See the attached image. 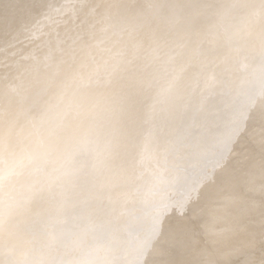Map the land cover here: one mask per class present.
Here are the masks:
<instances>
[{"label": "bare ground", "instance_id": "1", "mask_svg": "<svg viewBox=\"0 0 264 264\" xmlns=\"http://www.w3.org/2000/svg\"><path fill=\"white\" fill-rule=\"evenodd\" d=\"M226 1L229 2L230 0H0V76L2 75L1 73L3 71H12V69H14L16 67L17 59L22 56V57L27 58V60L19 68L20 69L19 71L22 72L25 70H31L32 68H35V67L37 68L38 66H41L42 68H44V69H42V72L38 73V76H40V73L43 76H45V78L43 80H41V83H40L42 85V87L44 88L45 84H47V81H48V80H46L47 72H50V69L52 70L56 65H57L56 68H58L59 63L57 62L54 65L49 63L48 57H50V55L55 52L60 39L64 38L68 42V43L66 42V44H68V48L66 47L65 52L68 53L69 55H72L74 53L73 51L76 48H81V49L83 48V50L81 52L76 54L77 58L75 61H73L74 64L69 63L66 65L67 73H71L72 80L74 79V89L71 91V93L63 96L62 98L53 99V100H50V98L48 97V94L50 92H47L46 94H43L42 96H40V94H38V93L33 94L30 97H28V99H26V104L28 106H30V103L33 102L34 99H38L41 97L39 106L43 109L36 111L33 108V109H31V112L29 111V113L26 114L27 109H25L26 108V105H25V107H22L20 109L21 113H19V116H16L14 113H11L9 111L8 113L5 114V116L0 117V142H1V137H2L3 131L6 130L10 126V122H13L12 121L13 119L22 118V119H27V120L29 119L30 121H33L35 119H39L41 122H44L46 120H48V121L50 120V123H48L46 125H42V127L40 128V131H39V136L37 135L35 137H32L30 140H27L26 142H20V143L17 142L13 145L8 146L5 150L0 152V264H24L23 262H25V257H26V256H24V255H26L24 251L26 248L28 249L29 246L31 248L32 247L31 245H33V248H34V246H38L36 248V250H38L39 246H40V248L44 247V248H48V249H50L52 247H58L59 248L60 246H62V248H63V246L65 247V245L68 246V244H67L68 242H70L69 246L75 245V247H76V241H78L77 242L78 245L80 244L79 241H81V238H83V240L85 241L87 235L85 236V238L83 235L81 237L79 236L80 235L79 233L80 232L82 233L83 231H85V229H87V230L92 229L94 232L97 233V235H100V234L102 235L103 232L106 234L107 233L114 234L115 230L119 231L121 228H125V230H128L126 233L129 232V234L131 236L133 235V237H134V235H135V237L138 235V234H136V231L138 233H140V231H139L140 229L138 227L139 225L137 226L138 230H137V227L136 228L133 227V225H134L133 223H132L133 228H131V222L134 219V218L132 219V216H134V215L131 213H135V218H136V215L138 216L139 213L146 212L147 210L145 211L144 210L145 207H142V208H144L143 211H141L142 209L139 208L141 212L138 213V210H137V213H136L134 211V209H135L134 207L137 206L136 202H138V201L134 202V200H132V202H134L135 205H134V207L132 205V208H134V209H132L133 212L130 213L132 215V216L130 215L131 220L128 217L129 214L127 217H125L127 219H125V218L123 219L122 216L124 217V212L128 213L129 208L131 210V207L128 206V203L125 200L127 197H131V198H127V200L128 199L131 200L135 196L137 199V194H139L140 197L142 195V198H144L147 195V193H149V191L151 190V186L153 185V184L149 185L150 182H148V179H150L151 176L154 177V174L157 173L158 171H160V167L162 164H164V165H162L163 167H165L166 164L161 162V160H162L161 158H159L158 161L156 159V163L153 164L152 168H151V173H150L151 176L147 177L148 179L147 178L144 179V180H147V182L143 181V184L141 183L142 184L141 186H140V183H137V185L129 183V180L131 179V175H133V173L132 174L130 173L131 175L128 174L130 177L127 176L128 178H126V180H124L123 182L116 184V185L112 184L115 181L114 178L118 179V176H120L122 168H120L121 171H120V174L118 176H117V174L112 172L114 175H116L117 178L114 177L113 179L110 180V179H106V178H108V177H106L104 179V178H102L101 175L104 174L103 173L104 171H106V169H107L106 166L110 167V165H107L110 162L114 163L113 164L114 166H115L116 162H118L119 164H121L123 166L126 165L124 163L123 164L120 163V160L118 161V159H120L121 153L123 151H124L123 154L125 153V151L126 152L128 151V149H127L128 145L133 147L134 144H131L132 142H130V144L129 143L126 144L127 146L125 145L126 146L125 150H123L125 148L123 145V146H121L123 151L120 152V150H121L120 148H119V151H117V149H116L117 146L118 145L120 146L122 144V142H125V141H122L121 144H118V143H120L118 140L120 139V141H121V138L123 139V136H124L123 140L127 139L130 141V139H132L133 135H134V137L137 139L138 143H139L140 138H142L141 142H143V143H141V144H143L142 146L146 147V148H144V150L142 149L143 151H141L139 149H141L140 147H142V146H140V144H139L138 146H140V147L137 149L138 151L136 150L137 153L135 152V150H132V149H135L137 145H135V147L131 148V150H132V151H130L131 154L134 151V153H133L134 156L132 155L134 158H133V160L131 159V161L132 162L135 161V163L133 164V163L129 162L128 164L131 163V164H133L134 167H136V165H138L137 163L142 164L144 159H146V157H145L146 152H144L145 150L147 151V149H150V148H152V151L155 149L157 151L163 150L164 148L166 150H169L170 145H168V144L169 143L172 144V141L174 142V140H176V138H179L178 134L180 133V131L178 129H179V127H181L183 125L181 123L184 122V124H185V121H187L188 119L193 120L195 117H196V119H194V120L197 121V119L200 118V116L202 114L200 112H203V110H204L203 113H205V112L207 113L208 109L206 110L205 105L203 104L204 103L203 101L205 100V99H203V98H205L204 96L203 97L200 96V97H202V99H203L201 101L203 102L202 105H204L205 109L198 112L197 115L194 113L195 111H199V109L201 110V108H202L201 104H200L201 107L198 104V106L200 108L197 107V103L201 99L199 97L200 93L197 94L198 97L196 96L199 101H197L196 97H194V101L195 102L197 101L196 104H193L190 101V99L192 100V98L189 99V97H187V100L184 98V97L190 95V94L185 93V91H186L185 89L188 88L187 89L188 91H186V92H189V88L191 89V87H193L192 89H194V86H192V85L190 86L189 84L196 85V83L192 82L194 80H189V81H191L190 83L187 80L188 73H189V75L190 74L192 76L194 75L191 70L196 69L195 71L199 72V75H201V77L203 78L202 79L199 76V78L202 79L201 82L205 79L210 80V77L213 74V72L219 70L218 65L221 64L220 67H222L224 65V63L222 64V62L220 64H218V62L216 63L215 60H214L215 61L214 62L213 59L219 60V62L227 59V61L229 60V62H226V61H224V62H225V64L228 63V65L226 64L227 66H223L222 67L223 69L220 68L221 71L222 70H223V72L226 71V74H227V71L229 70L228 72L231 71L230 73H228L229 75H231L233 72L235 74V76H237L236 79H238L240 77L239 78L240 81H241V78H243L244 76L248 77L249 79L252 78V79H250L249 82L252 81V83H253V81H254L253 86L255 85L254 88H253V86L252 87L248 86L247 88H245L247 86V85L244 86L245 83H242V81H241L240 82L241 84H240L238 82V84H240L239 86L244 84L243 85L244 88L241 86V88H243L244 92L248 91L249 93H251L252 100L253 101L255 100L253 103L256 106H252V103L250 106H248L249 102L247 103V101H245L247 103V105L244 104V102L242 104L241 103L242 101L239 100L240 106L238 107V110L241 108V105H242V108L239 110L240 112L237 111V108H236L237 107L236 104H238L239 101L235 104L236 107L235 106L231 107L229 105L233 109V111H235L234 108H236V111L234 113L243 112L241 114H244V112H245V115H246L247 112L248 113L250 112L249 109L247 108V106L251 107L253 109V107H255V108L259 107L260 108L264 104V29H262V23L264 22V4L259 3L256 0H247L248 1V2L246 1L247 4L243 3V5H246V7H244L243 5L242 6L244 8L241 7L242 9H245L243 11L244 12L243 13L244 14L243 19H241L242 14L240 17L238 14H240L239 12H241L242 10H240L239 12H236V14L238 13L237 14L238 18L236 17L235 13L229 14V10H231L232 8L230 5H227V7L225 6L227 4ZM233 1H235V0H232V2ZM237 1H235L236 5H234V2H233L232 7L236 8L238 6L237 3H239V1L238 2ZM240 3H242V1ZM229 6H230V9L228 8ZM240 6L241 5H239V7ZM220 10L221 11L224 10V11L220 12L222 14H223V12L225 13V16H224V14L222 15V16H224V19L226 18V16H229V18L227 17L228 18L227 20H229V22H230L231 17L233 18L234 15H235V19H233V21L241 19L240 20L241 23H240V21L237 23L238 27H236V24H235V28H237L236 32L238 34L237 37H239V38H241V35H244L246 33V35H244V36H246V39H245V41H242L244 43V48H246V50H242V51L240 50L243 48V46H238L239 43H242V42H240L241 40L238 39L239 41H238L237 48L239 47L238 48L239 52L244 51L243 53L245 55L243 53L241 54V53L237 52L235 47L233 48L230 46L231 50L235 49L234 51H236V52L233 51V54L234 53L235 54L232 56V53L229 49V52L231 54L229 52H227L228 54L227 53L226 54L228 55V57L229 56L230 57L232 56V57L229 59H228V57H226L227 55L224 53L225 51L223 49L227 50L226 48H228V46H226V45H229V43H230L229 40H231V42L233 41L231 38L235 39L234 35L236 34V32L234 30H232L235 32V34H231L232 31H230V34L226 33V32H229L226 29V28L229 29V27H227V26H229L228 25L229 22L225 21L224 23H226V24L228 23V24L227 25L225 24L226 26L224 25L223 27L227 31L225 32L226 36L222 35L223 36L222 38H224V39L226 38L227 42L229 41V43L228 44H222L221 43L223 45V47L225 45L226 48L221 47V49L218 48L217 51L222 50L226 56L222 52L221 53L223 54V56L220 55L221 53L219 52V55L222 56V58H221L222 60H221L219 58V56H218V58H219L218 59V58H216V56L214 58V57H212V55H209L211 57V58L209 57L210 60H212V62H210L209 64L211 65L214 62L212 65L213 66L215 65L218 67V69L215 67L217 69V70H215L214 67L212 66V68L215 71L212 69L213 72L212 73L210 72L211 74H209L210 70L207 69V68H209L208 67L209 65L207 66L205 64V63L208 64L207 61H209V59H207V61L204 63L203 58L200 57L199 62L201 63V59H202L203 60L202 63H204V65L198 64V63L192 64L193 61H191L189 59V57L192 55L193 59H194V56L196 58V56L198 55V54H194L196 51L199 52V55H200V53H202V56H203V54H205L207 57V55H208L207 50H209V48L207 45L206 46L202 45L201 41L203 39L202 38L203 35H201V34L202 33L205 34L207 31L206 28H208L209 26H211L210 29L213 28L215 31L216 28L214 26H212L213 20H214L213 18H215L214 21H216V22H214L215 26H216V24L218 25L219 23H223V21H224L223 17H221V18H220V16L214 17L215 14ZM236 10H237V8H236ZM230 12H233V11H230ZM220 13L218 12V15ZM231 14H233V15H231ZM230 15H231V17H230ZM216 19L219 21V23L217 22ZM221 19H223V20H221ZM232 24L234 25V22L230 24L231 25L230 28L234 29V28H232ZM222 25L223 24H221V25L219 24V27ZM219 27L217 28V30L220 32V35H221V33H224V30H223V27H222V29H221V27L220 28ZM249 27H251V29H249ZM219 29H221V31ZM204 30H205V33H204ZM211 30H209V28H208L207 32H209ZM116 31L121 34L120 37H118L117 39H116V37L114 38V36H113V38H109ZM214 31L212 33L211 32L210 33L214 34L215 33ZM218 31H216V32H218ZM93 32L96 33V38H94V40H93L94 42L90 43L84 47H81V45H82L81 41L83 40V37H85L86 35L93 33ZM219 32L217 34H214V35H217L216 36L217 38L219 37L218 36ZM210 33L209 34L206 33V35H204V36L209 35L208 37H210V35H211ZM232 35H233V37H231V38L228 37V39H229L228 40L227 36H232ZM28 37H33V43L31 45L25 46L23 44H20V42L22 40H24ZM216 37L214 36V38H216ZM102 38L110 39L109 42L111 43V49L107 50L103 53L98 54L103 49V46L101 44H99V42H98L99 39H102ZM165 38H166V41L168 39V42L165 41ZM169 39H171L172 41ZM197 39H198V41H197ZM200 39H201V41H200ZM220 39L221 38H219L217 40L219 41ZM160 40L162 42L165 41L166 45H167V43H170V42L174 43V44L170 43V47H171V45L172 46L175 45L174 47H176V48L171 47L174 49L173 50L170 49V50L174 52V50L176 49L177 53H175V54L172 53L169 49H167L168 47H165V50L167 49L165 51L164 47L163 48L160 47L162 45H165V43L162 44V42ZM212 40L210 39V41H212ZM217 40L214 39V43L212 42L214 49H215V44H219V42L223 41V40H220L219 42H217ZM157 41H158V43L161 42V45L157 44L156 43ZM203 41H207V39L203 40ZM215 42H217V43H215ZM225 42L226 41L224 40V43ZM153 43L154 44L156 43L157 46L158 45L159 46L156 47V45H153ZM203 43L204 44L208 43V41L203 42ZM210 43L211 42H209V45H210ZM212 44L210 45L211 48L209 51L210 52L211 51L217 52L216 49L213 50ZM235 46H236V43H235ZM202 47H206L207 50L205 48H204V50H200V49H203ZM158 48H161V49H158ZM76 50H78V49H76ZM158 50H160V52ZM163 52H164V54H163ZM215 52H213V53L211 52V53L213 55L214 54L216 55L217 53H215ZM75 53H76V51H75ZM90 55L94 56V57L92 59H88ZM238 55L246 56L245 57L246 60L244 59L245 61L243 62L241 60L242 58L241 57L239 58ZM148 57H150V58L147 59ZM224 58H226V59H224ZM62 59H64V60H61V61H67L66 60L67 58L65 57V55H64V57H62ZM186 59L188 61L192 62L190 64L187 63V65L189 64V67H190V65L193 67L195 65L196 67L195 68L187 67L185 62H184V61H186ZM191 59H192V57H191ZM198 59H196L197 62H198ZM194 62H196L195 59H194ZM182 63H184L185 68L186 67L189 68L190 71L188 70L189 71L188 73H186V71H185L187 68L182 69V66L184 67V65ZM196 64H198V65H196ZM243 65H247V66L244 67ZM203 66H204V68L206 66L205 69H207L209 71L202 68ZM59 67H61V66H59ZM198 67H201L200 71H199ZM224 67H226V68L228 67V70ZM210 68H211V66H210ZM183 70L185 72H183ZM182 72H183V74H181ZM190 72H192V73H190ZM218 72L219 71L215 72L214 73L215 75L214 74L213 75L220 77L222 74H224L226 76L225 73L222 72V74L220 73V75H219ZM184 73H186V74H184ZM197 73H195V74L197 75ZM216 74H218V75H216ZM182 75H184L185 77L183 78ZM190 76H189V78H190ZM195 76H193L192 78L194 79ZM222 76L220 78H222ZM235 76H234V80H235ZM219 77H217V80H219ZM231 78L232 77H230L228 79L230 81L231 80L233 81V78L232 79ZM200 79H198L197 82H199ZM214 79H216V77ZM223 79H224V77L222 78V80ZM156 80L157 81L159 80V82L160 81L161 82L158 83ZM206 80H205V83L207 84L208 88H209V86H211V88H212L214 86V85L212 86V84L210 85V81L212 79L210 81H208V80L206 81ZM217 80H214V81L218 82ZM222 80H221V82H223L222 86H224L225 79H224V81H222ZM229 80H227L225 82H229ZM239 80H237V81H239ZM245 80L246 79H244L243 82ZM5 81L0 83V95L2 94V96H4V97H5L6 93H4L3 88H4V86L6 87V84H7V82L5 84ZM154 81H156V84L158 83L157 87H159V88H160V86L163 87V88L161 87V89H164V93H163V90L162 91L160 90V92H158L159 89H157L156 85L155 86L152 85V84H155V83H153ZM216 82H215V84H216ZM245 82H247V81H245ZM249 82H247L246 84H249ZM203 83L204 82H202L201 84H203ZM230 83L232 84V82H230ZM230 83H228L229 88H230ZM198 84H199L198 87L203 88L204 84H203V86L200 83H198ZM217 84H219V83H217ZM217 84H216V87L215 86L214 87L215 88L219 87V89H222V86L221 85L218 86ZM82 85L85 88L81 87ZM207 86H205V87H207ZM235 86H236V92H237V83ZM239 86H238V91L240 89ZM249 87H250V89H248ZM144 88L147 90H145ZM155 88L157 89V91H156L157 93L153 92L154 90H156ZM141 89L144 90L145 93H147L148 95L151 94L150 96H152V97H155V95H152V94L160 93L161 98H160V95H159V97H158V95H156L157 96L156 97L157 99L155 98L156 103L152 102L155 99L152 100L151 99L152 97L148 96L147 94L143 95L144 91H139ZM204 89H207V88H204ZM204 89L203 90L201 89L202 93H203ZM213 89H207V90H205V92L208 90H213ZM223 89H224V87H223ZM232 89H234V88L232 87ZM232 89H230V90H228V88L224 89V90H228L227 92H229V96L232 97L230 99H233V96H232L233 94L230 95V91ZM22 90H23V88L18 89L17 90L18 92L15 93V95H13V97H15V98L20 97V99L23 98L24 93L22 92ZM215 90L212 92L214 93ZM234 90H233V92H235ZM241 90L242 89H240V93L238 92L239 94H237V95H239L240 97H242V95H243L242 100L244 101V97H246L247 95L241 94V92H242ZM219 91L217 93H215V96L217 94H220ZM180 92H181V94H180ZM182 92L185 94H183ZM210 92L211 91L208 92L209 94H206L207 99H208V96L210 94H212V92L211 93ZM221 92H223V91L221 90ZM137 93L140 97L137 96ZM140 93H141V95H140ZM193 93L194 92H192V94ZM224 93H225V91H224ZM231 93H232V91H231ZM134 94H136L135 96L137 98H141V100L137 99L138 103H137V101L133 102L134 99L132 100V97H135ZM179 94H180V96L184 95L183 96L184 100H182V98L178 97ZM192 94L190 95L191 97H193L194 94L196 95V93H194L193 95ZM246 94H248V93H246ZM234 95L236 96V94H234ZM2 96H0V98ZM162 96H163V98H162ZM212 96H214V95L212 94ZM222 96L223 95H221V100H223ZM144 97H149V99H151V100H147V98H144ZM250 97L251 96H249V98H247V99L249 100ZM253 97H254V99H253ZM142 98L146 99L147 101H144ZM158 98L162 99V102H164V101L165 102L158 105L160 102V100H158ZM209 98L212 99L213 97L209 96ZM214 98L216 99V97H214ZM214 98L212 99V102L215 101V104L218 102V105H216V107L219 106V102L222 103L223 106H224L225 101H227V104H233V102L230 103L232 100L229 99V101H230L229 102L226 98H225L226 100L224 99L225 100L224 103H223V101L221 102L220 99H219L220 101L216 102V100H218V98H219V95H218L216 100H214ZM227 98H228V95H227ZM207 99L205 100V102L209 103L208 101H211V100L210 99L207 100ZM185 100L186 101L189 100V102H191L196 107L195 111L193 110L194 106L192 104H190L189 102H185ZM235 100H233V101H235ZM237 100H238V98H237ZM130 101L132 102V105H131ZM201 101L199 103H201ZM250 101H251V99H250ZM207 103H206V106H211L215 110V107H214L215 105H213L211 102L209 103V105ZM187 104H189V106L192 105L191 107H192V110L194 111V112L193 111L192 112L194 113V115H196L195 117H193L194 116L193 114H191L193 116H190L189 112H191V107H189ZM0 105H1L0 108L5 109L4 107L7 104H5V101H4V103H2V104L0 103ZM243 105L246 106V109L248 110L247 112L244 110L242 111V109H244ZM47 106H48V110L44 111V109H46ZM229 106L228 107L226 106V108L230 111L225 110L226 108H223L222 109L223 111L221 109H218V110L219 111L221 110L223 113H224V111H225V113H226V111L231 113L232 109ZM219 107H221V105ZM219 107H217V108H219ZM153 108H155V109H153ZM188 108H190V109H188ZM259 108H257V109H259ZM210 109L211 108L209 107V110ZM150 110L157 111L158 113H160V114H158L156 112L158 115H161V113H162V115L165 114V115H167V117L165 115H164V117H162V115L161 116L157 115L156 118H151V117L155 116V113L152 114L153 112H150V114L152 116L150 118L147 117V119H146L145 117H146V115H149L148 112ZM233 111H232V113H233ZM253 111H254V109L252 110V113L255 112V111L254 112ZM187 112L189 113V115H187ZM215 112L217 113V110H215ZM222 112H219V116H220V113H222ZM228 112L226 114H228ZM108 113L111 115H109ZM223 113H222V116L225 115ZM252 113L250 112V114H252ZM213 114H215V113L213 112ZM231 114H230V117L233 116V114L232 115ZM241 114H237L238 117ZM143 115H145V117ZM206 115H208V114H206ZM188 116H189V118H188ZM209 116L215 117L217 115L216 114L212 115L209 113ZM219 116H217V117H219ZM241 116H243V115H241ZM248 116H250V115H248ZM157 117H162V119L160 120L161 122L157 121L158 120ZM190 117H191V119H190ZM224 117L226 118V116H224ZM234 117H235V114H234ZM234 117L230 118V120L232 119L233 122H235V123L230 124V125L226 124V126H229L231 128V125L233 126L236 124V121L238 119L236 116V121H234V119H235ZM163 118L165 120H163ZM168 118H171L170 119L171 121H169ZM209 118L211 119V117H208V118L206 117V119H209ZM213 118L211 119L212 123H210L209 121H211V120L208 121L205 119V117L201 116V122L203 124L205 121H208L211 125V124H213V121H215L216 117L214 118V120H213ZM223 118L222 119L218 118V119H220L219 121H218V119H216L218 122H214L215 125H216V123L217 124L220 123L221 120H225V118L224 119ZM242 118H240V119L242 120ZM153 119H156V124L153 123L154 122ZM202 119L203 120L205 119V120L202 121ZM240 119L237 122H240L241 121ZM227 120L228 119L226 118V121ZM196 121H194V122H196ZM201 122L199 119V121L197 123L200 125ZM208 122H205L204 124L205 125L209 124ZM222 122H224V121H222ZM191 123L192 122L189 121L187 123L188 124L187 126H190ZM193 123H192V125L196 124V123H194V124ZM198 124H196L195 126H198ZM239 124L237 123L238 126H239ZM119 125L122 126L121 129L117 128V127H120ZM187 126H184L183 130H185L186 133H190V130H191L190 127L188 128V129H190L189 132H187V129H184ZM202 126L203 125L195 127V131L204 129V133L206 132L205 134L209 135V137H210L211 136L210 133L212 131H209V129H208L209 126L206 125L207 126L206 128L203 127V129H201ZM217 126H219V125H217ZM224 126H225V124H223V127ZM238 126H233V127L236 128ZM143 127L145 128V130L147 132H144V131L142 133L139 132V129L143 128ZM211 127H212V129L215 128L214 125H211ZM219 127H221V125ZM219 127L217 128V130L219 129ZM137 128H139V129H137ZM173 128H175V129H173ZM226 128L228 129V127H226ZM230 128L228 129L229 132H227V130L226 131L224 130V131L229 133L228 136H230L233 133L231 137L234 138L235 137L234 132L235 131L237 132V128L233 132L230 131ZM143 129H141L140 131H142ZM205 129H207V131H209L208 132L209 134H207V131ZM137 130L139 133L142 134V136H143V133H146V134L143 137H141L138 134V136L140 137V138H138V137H136L137 133H138ZM183 130L181 129L180 135H182V133L183 134L185 133V131H183ZM193 130L194 129H192V131ZM214 130H216V128ZM231 130H232V128H231ZM178 131H179V133L177 134ZM28 132H29V129L26 128V129H23L22 132L18 133L17 135L20 138L21 136H24ZM230 132H231V134H230ZM126 133L127 134L131 133L130 136L132 135L131 136L132 138L128 139V137H130V136L129 135L127 136ZM200 133H201V131H200ZM217 133L220 134V129L218 132H216V134ZM192 134H190V135L193 137ZM194 134H197L200 136V134L197 133V131ZM237 134H239V131ZM184 135H182V136H184ZM224 135L219 136V137L226 138ZM188 136H189V134H188ZM191 136H189L187 139L185 138V140H183L184 137H183V139L181 138L182 143L179 141L180 139H178V141L180 142L181 145L184 144L183 141L184 142L187 141V143L185 142V144H184L185 149L187 146L186 144H188V140L193 139ZM194 136H196V135H194ZM196 137H198V136H196ZM209 137L206 136V138L205 137H203L202 139L199 138V140H198V138L193 139L194 141H191V142L192 143L195 142V145L192 146L193 144H191L189 141V144H190L188 147L189 150L186 149L187 152H185V149H183V148H182V150L184 151V153H190V151L192 150V151H194V154H196V155L198 154L200 157H203L205 155L204 161L207 160L208 161L207 163H211V162L213 163V161H209L208 158L206 159V154L209 153L208 148H210L209 146H211V145H212L211 146L212 149H214V147L219 148L220 147V144H219L220 141L218 143L217 141L214 140L217 143H215L214 147H213V144H211L212 143L211 139L213 137V134H212V137L210 139H208ZM231 137H229V138H231ZM214 138H216V136ZM224 138L223 139L219 138V139L222 141L224 140L225 142H227L226 140L229 139L228 137L226 138V140ZM256 138L260 139L259 137H256ZM256 138L253 140L254 141L257 140ZM232 139H229V140H231V142H232ZM131 141H133V140H131ZM134 141H136V140H134ZM134 141H133V143L137 142V141L136 142H134ZM178 141H177V143H178ZM257 142H259V140ZM138 143H136V144H138ZM221 143H222L221 144L222 147H220V148H222L224 150L223 147L226 148V146H223V144H224L223 142H221ZM228 143H229V141L225 145H228ZM254 143H256V141ZM103 144H104V146H107L109 144L111 146L110 147L108 145L110 148H112V146L115 145V147L112 148V150H110V148L108 146L107 147L109 149L104 147V150H105V148H106V150L107 149L110 150V151L107 150L108 152H110L109 154L105 150V156H107V157H105V156L103 157L102 153H98V152H101L100 147H103ZM216 144L219 147H216L217 146ZM229 144L231 145V143H229ZM100 145H102V146H100ZM178 145H179V143H178ZM178 145H176V146H178ZM130 146H129V148H130ZM176 146H174L175 148L173 146L171 148L176 150ZM190 146H192V149H190ZM167 147H168V149H167ZM181 147H183V146H181ZM193 147H194V150H193ZM228 148H229V145H228ZM113 149H114V151L116 149V152H120L119 157L116 154L114 155L111 153V151L114 152ZM222 149H220L222 151L221 154L224 153ZM104 150L102 148V151H104ZM216 150H214L213 153L216 154V152H218V153L220 152L219 150L218 151H216ZM139 151H140V153L142 152L141 155L138 154ZM178 151H179V153L182 152L180 150H178ZM159 152H161V151H159ZM166 152L167 151H165V155H166ZM170 152H167V153H169V156H170ZM205 152H206V154H205ZM225 152H228V151H225ZM259 152H261V153L258 154V156L255 158L256 160L251 159V157H253L251 155H253V154L249 153L250 156L248 154V157L251 160L248 162V164H246L247 160H246V162L244 161L245 167L243 166L244 168L242 170L244 175L237 174L239 172H236V174L232 173V175H231L232 178H229L227 184H225L222 187H216L214 185V183H216L218 181L217 179L220 178L219 174H222V172H220L218 175H216V177H214V179L217 178V176H218V178L215 179V182L211 183L212 185H210V187L206 186L205 189L203 187L205 184L203 186H201L202 184L199 185L200 184V182H199L200 178L198 180V185L203 188L201 190L202 192L199 191L200 194L202 193L201 195L199 194V196H202V198H200V199H202L201 200V208H202L201 213H203L204 218H205L203 221L206 220L205 222H203L201 220L202 223L200 222L198 224L202 225L203 223L204 224L210 223V224H208L207 227L209 228L210 232H211V230H210L211 228L214 231V235L210 236L209 241H210V244L212 245V253H215V254H214L213 263H209V264H225L228 261L227 253L225 251H228V252L229 251H236L240 246L241 247H243V246L247 247L254 241L255 237H254L253 233L256 230V226H258L259 223L261 222L260 214L262 212H264V149H262V151L260 149L258 151V153ZM96 153H98L99 155L102 154L101 158L103 160H104V158H108V155H110V154H112V157H111L112 159H115L114 157H116V158L118 157V159H115L116 162H115V160H114V162L112 160H110L111 158L108 159V161L110 160L109 162L106 159L105 160V162L107 161L106 163L102 161L103 163H105L104 165H106V166H104V165H102V162L100 163L98 161V160H100L99 159L100 156H98ZM127 153H125V155ZM174 153L176 154V152H174ZM93 154H96L98 157L96 155L94 157ZM171 154H173V150H172ZM211 154H212V151H211L210 155ZM215 154H214V156H215ZM125 155H123V157ZM179 155H181V154H179ZM186 155H188V154H186ZM186 155L182 154L181 156L185 157ZM216 155H218L220 157L219 154H216ZM127 156L132 158V156H130V154H128ZM169 156H168L167 161H169ZM172 156L176 157V155H172ZM172 156H170V159L172 158ZM181 156H179V157H181ZM188 156H189L188 158L191 157L190 154ZM192 156H194V159H195L196 156L195 155H192ZM212 156L213 155H211V157ZM255 156L256 155L254 153V157ZM259 156H260V158H258ZM89 157H90V159H89ZM96 157L98 159L96 162H99L102 165L101 167L100 166L99 167L101 169L106 167L104 169V171H101V175L99 174V176H98L97 174L100 171V168L99 167L97 168L96 165H95L96 167L94 166L95 169L96 168L98 169L97 173H96V171H94V173H96V176L94 177V179L97 180V178H98L100 181L98 180V181H95L92 183V181L90 180V182L92 184L90 182H89L90 184L89 183L88 184L82 183V186H81V182H85V181L87 182L88 177H90V173H89V176L88 177L86 176L87 177V179H86L83 176L87 175L88 173L87 174L85 173V175H84L82 172H85L88 168H91V164L95 161L94 158L96 159ZM179 157H178V153H177L176 158H179ZM200 157H197L196 159H198ZM248 157H247V159H248ZM92 158L94 160L93 162L91 161ZM176 158H174V159H176ZM88 159H89V161H91V163L89 164V167L87 168L88 164L85 165V163H87L85 160L88 161ZM174 159L172 158V160H174ZM182 159L180 160V158H179V160L182 162L181 165L184 167V165L187 163V161L189 159L186 161L184 158L185 164L183 163ZM194 159H192V160H194ZM172 160H171V164H172L171 166H173ZM179 160H176V161H178L177 165H178V163L180 164ZM216 160L218 162L220 161L218 159H216ZM216 160H215V162H216ZM89 161H88V163H89ZM167 161H165V162H167ZM189 161L192 162L191 160H189ZM195 161H193V164L195 163ZM198 161H199V159H198ZM190 162L188 164H191ZM200 162L195 163V164H197V166H194L195 164L192 166L191 165L189 166L187 164L189 166L188 169L186 167L187 165H185L184 168H186V174L189 172L191 174H188V175L189 176L192 175V172H190V171H192V169L194 167L199 168L198 165H200L199 164ZM76 163H77V165L75 167ZM160 163H162V164L160 165ZM169 163H170V161H169ZM169 163H167L166 167L170 165ZM242 163H240L241 166H242ZM244 163H243V165H244ZM119 164H117L116 168H118ZM80 165H81V167H83V169L80 168L81 169L80 171H82V170H84V171H82V172H80L79 170L78 171L83 174L82 178H84L85 180L84 181H78V185H80L81 187L76 186L77 182L75 185L76 188H75L74 184H73L74 187L72 185H70L74 189H77L79 187H80V189L79 190L77 189V191L72 189L73 191L72 190L70 191L71 194H73L74 191H76L78 193L75 194L74 196L73 195L67 196L68 197L67 198L66 195L68 193H70L69 190L71 189V187H70V189L67 188V187H69L67 185L70 184V182L69 183H65V182L67 180H69L71 178V176H70V178H68L69 177L68 176L67 177L68 179L66 180V176L61 177V175L60 176H58V175L60 174V171L62 172L61 169H63L64 171L66 170V172H67L68 170L71 171V169L73 170V169L77 168V166L79 168ZM93 165H94V163H93ZM181 165H180V167L182 168ZM237 165H235V166H237ZM114 166L112 169V165H111V169L112 170L115 169L114 171L115 172L117 171L116 173H118L119 168H118V170H116V168H114ZM128 166H131V165H128ZM171 166H169V167H171ZM209 166H210V164H209ZM241 166H238V167H241ZM84 167H85V169L86 168L87 169L85 170ZM173 167H171V170L173 169ZM201 167H202V165H201ZM203 167H204V165H203ZM210 167L212 168V166H210ZM213 167H214V165H213ZM53 168H55L56 170H60L59 172L55 170V172H58L57 178L60 177V178H62V180H63V178H65L64 179V180H66L64 182L65 184L60 183L63 186L66 185L65 187H61V185H60V187L58 188L59 184L55 185V183H56L55 181H57V180H54L52 182L53 178H55L54 176H56L55 172L53 171ZM176 168H178V167L176 166L175 169ZM241 168H239V169H241ZM50 169H52V172H54L53 173V175L55 174L54 176L52 175ZM132 169H134V168H132ZM189 169H190V171H189ZM239 169H238V171H239ZM46 170L50 171L52 176H50V175L49 176L53 177V178H50L48 176V178L52 179L49 181L48 185L50 183H52V186H57L56 187V188H58L57 191L61 188H62V190H64V188L68 189V191L63 192L65 195L64 194L62 195V191H60V190L58 191V193L53 191V193H55V195L56 194L58 195V196L56 195L57 198L53 195H51V198L53 196L54 199L49 198L50 195H48V193H45V192H49V191L52 192V190H55L54 187H52L53 188L52 189L50 185L47 186L46 183L49 179H46L47 181L44 185L45 187L47 186L46 188L43 185H41V183L36 184L38 187L43 186L46 189V191H44L43 190L44 188L42 187V188H40L43 191L41 193L40 192L41 190L36 188L35 183H37L40 180L42 181L41 177H43L45 179V177L47 176V175L45 176V173H43L44 176L42 175V172H45ZM168 170H167V172H168ZM187 170H188V172H187ZM195 170H197V169H195ZM204 170H206V169H204ZM204 170H203V172H205ZM108 171L109 170L107 169V175H108ZM173 171H175V170H173ZM200 171H201V169H199V172ZM79 172L77 173V171H76V174L79 175L80 174ZM109 172L111 173V170ZM170 172H168L167 175L170 174ZM178 172H176L174 174L172 173L173 179H175L178 176L177 175L174 178V175L178 174ZM195 172L197 173L198 171H195ZM208 172H209V170H208ZM211 172H209V173H211ZM68 173H69V171H68ZM91 173H92V170H91ZM110 173H109L110 176L109 175L108 176L113 177V175L111 176ZM181 173H183V170L179 173L180 176H181ZM184 173H185V171H184ZM196 173H193L194 176ZM47 174H49V172H47ZM70 174L72 175V177L74 176L72 172L69 173V175ZM211 174H205L207 176L206 178L205 177L202 178L201 174H199V175L201 176V179L205 180V179H208V176ZM66 175H68V174H66ZM105 175H106V172H105ZM105 175H103V177ZM199 175L196 174L197 177ZM238 175H240V177ZM183 176L185 178H187L186 181L189 180L188 179L189 176L187 177V175L185 176V174H183ZM99 177H101L102 179ZM171 177H172V175H171ZM192 177H193V175H192ZM197 177H196V179L195 178L194 179L197 180L198 179ZM237 177H238V179H237ZM76 178H77V176H76ZM76 178H75V181L78 180ZM91 178H93V177H91ZM166 178H167V181L163 182L161 185H159L160 187H162V185H163L161 190L162 189L166 190L167 187L171 188L173 186L176 188V185H177L176 183H175L176 185L172 186V184H173V182H175V180L171 181L172 184H170V180H172V179H168V178H170V176H166ZM209 178H210V176H209ZM44 179H43V181L45 182ZM94 179H92V180L94 181ZM179 179H181V178L179 177ZM191 179H193V178H191ZM194 179L192 180L193 184H195ZM60 180L61 179H59V181ZM182 180L185 181V179H181L178 182H181ZM203 180H201V181H203ZM73 181H71V184L73 183ZM153 181H154V179H153ZM153 181L151 179L152 183H153ZM183 183H180V184H183ZM206 184H208V183H206ZM186 185H188V184L186 183ZM190 185H191V182H190ZM33 186H35V187H33ZM193 186L196 187V185H193ZM48 187L51 188L52 190H50V189L47 190ZM177 187L180 188V192L184 195L186 193H183L182 191H186V189L187 190L190 189L191 186L189 188H187L188 186L185 187V185H183V186L177 185ZM181 187L182 188L185 187V190L182 189ZM195 187H193V189H190V190L196 191V189H198V188H195ZM32 188L38 189L37 190V192L39 191L38 195L41 194V196L44 198L45 201H47L45 199L46 195L44 196L42 194H44V193L47 194L48 195L47 199H49V200L51 199L53 201V203L51 205H50L51 201L49 204L46 202L44 203V200H41L40 198L39 199L41 201H39L38 197H37L38 195H36L37 198L34 196L38 201L36 199H34L33 195H35L37 192H34V189H32ZM31 189H32V193L31 192L30 193L32 194L31 197H33V199H34L33 203H31L29 201V203H31V204L28 203L29 206L27 204H25V208L23 205V208L20 207V209H19L18 207L21 206L20 202L23 201L22 199L25 198L24 196H29L28 193ZM181 189H182V191H181ZM241 189L243 191H239ZM20 191L23 193H21ZM188 191H187V194H188ZM33 192H34V194H33ZM50 192H49V194H50ZM53 193H51V194H53ZM59 193L62 195L61 197L64 196L65 198H67V199L64 198L65 200H63V202L61 201L63 204H61V202H60V205L58 202H56L57 199L60 198ZM227 193L229 194V196L231 195L230 193H232V195H233V193H237V194L234 198L229 200V199H227V197H228L226 195ZM179 195H181V194H179ZM21 196H23L24 198L21 199ZM31 197L29 196V199H31V201H32ZM122 197H124L125 200L122 199ZM55 198H56V201H54ZM142 198L140 199L141 203L143 200ZM180 198H182V197H180ZM20 199H21V201H20ZM26 199H28V198L26 197ZM200 199H198V200L200 201ZM35 200H36V202H34ZM49 200H48V202H49ZM60 200H62V199L60 198ZM119 200L123 201V202H120V204L121 203L123 204L125 201L127 203V205H125V203H124V206L120 207V204L118 203ZM25 202H23V203H25ZM132 202H130V203H132ZM19 203H20V205H19ZM117 203H118L119 207L123 209L122 211H124V212L121 211L123 213V215L120 213L118 214V212L120 211V208L118 207ZM141 203L139 202V204H141ZM195 203L197 204V202H195ZM195 203H193V204H195ZM198 203L200 205V202H198ZM16 205H19V206L16 207ZM244 205L245 206L247 205L248 206L247 208L250 210L248 214H243ZM157 206H160V208H161L162 205L158 204ZM157 206H156V208L158 209ZM165 206H162V208ZM190 206H191V204H190ZM117 207L119 208V210H117ZM148 207H150V205L147 206V208ZM156 208H153V209H156ZM168 208L169 207L166 208V211H165L166 214H167V212L170 211ZM6 209L12 210V212L10 211L11 213H8L9 212L8 211V212H6L7 214H5V211H7ZM124 209H126V210H124ZM149 210L150 209H148V211ZM155 211H157V210H153V212H155ZM161 211H163V210H161ZM196 211H197V209H196ZM151 212H152V210H151ZM173 212L171 213V215L167 219L172 218V217H177V216H175L176 214ZM127 213H125V215H127ZM162 213H164V211ZM162 213L161 212L159 213V210H158V213H157L158 215L156 216L157 218L152 215L153 213L151 214L152 216H150V218H153V220H155V218L157 219V221L156 220L152 221V219H151V221L153 223L157 222L158 227H161V225H162L161 222H165V220L158 222V220L160 219V218H158V216H159V214H162ZM196 213H198V212H196ZM199 213H200V211H199ZM199 213H198V215H196V214L195 215L198 217L200 215ZM146 214H147V212H146ZM148 214H149V212H148ZM144 215H145V213H144ZM188 215H189V213L186 212L185 218L182 216V219L184 218L183 220H185L186 216H188ZM192 215H193V213H192ZM195 215L193 216V219H192L194 221V223H195V220H194ZM141 216H138L137 218H139ZM146 216L148 217V215H146ZM146 216H145V218H147ZM163 217L164 216H162V219H166V217L165 218H163ZM190 218H192L191 214H190ZM198 218L200 219V217H198ZM120 219H123L125 221L126 220L128 221V219H129V221L127 222L128 224L126 222H125L126 223L125 224L124 221L120 220ZM142 219H144V218H142ZM142 219H139V220L143 221ZM22 220L24 223L22 222ZM139 220L136 221V219H134V221L140 223ZM176 220L179 221L178 218H176ZM192 220H190V222ZM18 221L19 222L21 221L20 223L22 225L24 224L25 226L23 225L24 226L23 227L20 224L18 226L17 225ZM151 221H149V223ZM168 221H167L168 223L171 222L170 220H168ZM193 221L191 222L192 223L191 224V223H189V221L181 222V220H180L181 223H185L184 225H182L183 226L182 227L183 234L185 236L188 235V237H187L188 239L187 240L185 239V241L179 240V238L183 237L184 235L182 234L181 228L178 226V224H177V226L176 225L171 226V230L173 232L177 233V231H178V234L181 233L180 235H183L180 237H178L179 236L178 235L177 236L178 238H174V239L172 238L174 240L173 242H177V244H174V245H178V242H179V244H182L181 242L184 241L185 243L187 242L186 245L189 244L190 242H193L194 244L191 243V245H195V247L199 246L200 238H201V231L199 230V228H197L193 224ZM143 222H145V219ZM167 222H165L164 227L167 226L166 225ZM173 222L175 223V220ZM180 222H178V223H180ZM142 223H140V226ZM145 223H143V225H145ZM160 223H161V225L159 226ZM181 223H180V226H181ZM148 224H146L147 226L142 225L141 230H143V227H146L145 231L147 230L148 226H149V228H151L150 226H152V224L151 225H148ZM261 224H262V222H261ZM155 225H157V224H155ZM163 225H164V223H163ZM163 225H162V227H163ZM170 225L168 224V228L170 227ZM17 226L19 227V230H20V226L22 228L21 231H19L20 234L22 233L21 235H19V234L17 235V232H18V229H16ZM175 226L180 228V232H179V229L177 231L175 229H172V227L174 228ZM106 227H107V230L105 229ZM155 227H157V226H155ZM155 227H153V229H155V230L148 229V230L152 231L150 234H153V236H156V232L153 233V231H156L158 229V227H157V229ZM166 228H164V229H166ZM104 229L106 231H103ZM92 230H90V231H92ZM125 230H123V231H125ZM15 231H17V232H15ZM145 231H143V232H145ZM162 231H164V230H162ZM206 231L208 232L207 229H206ZM87 232L88 231H86V233ZM121 232H122V230L120 231V233ZM147 232H149V231H147ZM15 233H16V235H15ZM86 233H84V235ZM96 233H94V234L96 235ZM117 233H118V235H120L119 232H117ZM162 233H163L162 235H161V232H160V235L159 234L158 235L161 237H163V235L165 236L164 232H162ZM172 233L170 232L169 235H172ZM94 234H90V237H93L91 235H94ZM129 234L126 236L127 238L129 237L128 240L131 239L130 238L131 236ZM141 234H143V233H140L138 236V237H140V239L142 238ZM166 234H167V230H166ZM158 235H157V238L159 237ZM76 236L78 237V240L76 239L77 238ZM116 236H117V234H116ZM116 236H114V239L119 240V238H117ZM145 236H144V238H145ZM148 236H150V235H148V233H147V239H149ZM172 236L175 237V235H172ZM185 236H184V238H185ZM206 236H207V238L209 237L208 235H206ZM74 237H76V238L74 239ZM95 237H93V238H94V241L96 242L98 239ZM98 237H101V239H102V236H98ZM103 237H104V235H103ZM120 237L122 238L123 236H120ZM170 237L168 239L172 240ZM22 238L25 241H23ZM93 238H90V239H93ZM109 238L113 239V237H111L110 234H109ZM155 238H153V239H155ZM123 239H125V238L123 237ZM159 239H156L155 244L159 243V245H161L160 248H162V244H160V242H157ZM163 239L166 240L167 238L163 237ZM175 239H178V241H176ZM181 239H183V238H181ZM72 240H73V245L71 244ZM74 240H76V241H74ZM87 240H89V239H87ZM87 240L85 242H87ZM125 240H127V239H125ZM125 240H124V243H126V244H127V242L130 241L129 240V241L125 242ZM145 240L144 241L142 240L143 242L142 241L141 242L147 243L148 241H145ZM152 240L151 241L149 240L150 241L149 244H144L149 249V251L148 250L147 251L149 252V254L151 256L150 258H148V260L151 259L153 261L156 258L157 259L160 258V256L163 257L164 255H161L162 252H161V254L158 253L160 250L162 251L163 248L166 249L167 252L165 254H167L168 256H170L171 253L173 256V251L177 249L176 246H173V248H174L173 250L171 248L172 246L171 247L167 246V248L170 247L172 250V252L170 253V249L167 250V248L164 247V245H163L162 249H160L159 245H157V244L156 245L153 244L155 246H152V244H151ZM188 240H191V241L188 242ZM256 240H259V238ZM94 241H92V242H94ZM109 241H110V239H109ZM109 241H106V242H109ZM113 241L111 240L110 242L112 243ZM116 241H114L112 246L116 243L119 245V247L118 246H116V247L120 248L121 243L119 244V242H116ZM137 241L138 242L140 241L139 238H137ZM137 241L135 240V243ZM205 241H206V239H205ZM19 242L22 244L20 245ZM92 242H91V244L93 245ZM97 242L99 243V241H97ZM120 242H122V241H120ZM17 243L20 245V246L18 245L20 248H18ZM87 243H90V242H87ZM161 243H165V241L163 240V242L161 241ZM167 243H168V245H172L171 241H169ZM169 243H171V244H169ZM206 243H208V242H206ZM99 244L101 246L102 242H100ZM103 244H105V245H103L104 249H105V246L107 243H103ZM126 244H125V246H128V248L131 249L129 247L130 243H128L127 245ZM133 244L134 243H132V246H133ZM150 244H151L153 250H155V252H156V250L158 251L157 253L159 256L157 255L156 258H152L151 252L153 250L150 247L152 250L151 251L150 248L148 247V245H150ZM83 245H86V243H83ZM94 245H96V243ZM94 245H93V247H94ZM109 245L111 246V244H109ZM134 245L136 246V244H134ZM182 245H184V244H182ZM186 245L183 247L181 246L180 247L181 250H178V251L182 252L183 249L186 247ZM15 246H17V248H14ZM96 246H98V244ZM103 246H102V249H103ZM122 246H124V245H122ZM130 246H131V244H130ZM135 246H133L132 248H134ZM68 247H65V248H68ZM73 247H71L70 250H73L76 252V250H78V248L75 250ZM89 247H91V246H87V247L83 248V246L80 245L79 249L81 248L84 250L85 248H89ZM138 247H141V243L139 244ZM175 247H176V249H175ZM187 247H189V246H187ZM216 247H217L218 252H216V250H215ZM8 248L9 249L11 248L10 249L11 251H9ZM62 248H60V249L62 250ZM122 248L124 249V247H122ZM193 248H194V246H193ZM92 249H94V248L91 247V251H92ZM102 249L100 247L99 250H102ZM112 249H113V247L111 248V250ZM115 249L116 248H114V250ZM142 249H143V251H144V249L146 250V248H142ZM42 250H41V252L39 251L38 253L43 254L44 251L42 252ZM46 250H45V254L42 255L41 257L44 258V260H48V263H49L50 262L49 259L50 258L52 259L53 256L50 254V252H49V255L48 254L46 255ZM70 250L68 249V251H70ZM105 250L107 251V249H105ZM105 250L102 251L103 252L102 254H99V255L97 254V256L94 255L96 250H93V255L95 257H90V254L87 255L89 252L88 249L87 250L85 249V251H83V253L86 252L85 253L86 255L83 253L82 254L84 255L83 257L88 256L85 258L87 264H147L146 263L147 261L146 262L142 261L144 257L141 260L140 256H139L140 258L139 257L137 258V255L135 256V254H138L139 249L136 250L137 252H135V253L133 252L134 254H131L132 252H129V253L127 252L128 256L126 255L127 257L125 256L124 259L120 258L121 255L119 256L117 251L115 250L116 251V253L114 252V254H116L115 257H117V255L119 256V258L118 257L116 258L117 260H115L114 257H112V253H113L112 251L113 250L109 251V252H105ZM121 250H120V252H121ZM134 250H135V248H134ZM184 250H186V249H184ZM190 250H191V247H190L189 251ZM214 250H215V252H214ZM50 251H52V250H50ZM191 251H193V250H191ZM29 252L27 251V254ZM53 252H52V254H53ZM55 252H56V254L55 253L54 254L57 255L58 252L56 251V249H55ZM32 253L30 252V254H32ZM35 253H37V252H35ZM64 253H63V256H64ZM99 253H100V251H99ZM147 253H146V257H149V254H147ZM180 253L175 252L176 255L175 254L174 255L178 258L177 255H179ZM184 253H185V251H184ZM187 253H186V255H187ZM60 254H62V251H60ZM60 254L58 255V256H60V258H58V263L63 264V259H62V261L60 260L62 263H60V261H59V259L62 258V256ZM73 254H77V253L73 252L72 255ZM121 254L123 255V252ZM141 254H142V251H141ZM152 254H155V253H152ZM37 255H39V254H37ZM65 255L68 256L67 254H65ZM69 255L71 256V253ZM93 255H91V256H93ZM167 255L165 257H167ZM189 255H187V256H189ZM30 256H28V257H30ZM73 256L75 257V255H73ZM172 256H170V257L173 258ZM182 256L185 257L184 254ZM33 257H35L34 258L35 260L39 261L38 259H36V257H38V256H36V254H34ZM83 257H81V259L79 258V260L80 261L84 260V259H82ZM153 257H155V256H153ZM179 257L182 260H185L181 256H179ZM38 258H40V257H38ZM63 258H67V257L64 256ZM71 258L69 259V261L67 259L69 264H72V263H70ZM73 258H72V260L78 261V260H76V257L74 259ZM34 259L33 258L26 259L25 264H27V261L29 262L30 260H31V262H32V260L35 261ZM168 259H169V257H168ZM170 259H169V261H170ZM175 259H171V260H175ZM41 260H42L41 262L43 264H46L43 259H41ZM56 260H57V258H56ZM146 260H147V258H146ZM151 260H150V262H151ZM163 260L166 261L167 258H164V259L162 258V262H164ZM182 260L178 261L179 262L178 264H181L180 262H182ZM55 261L53 262V264L55 263ZM64 261H65V259H64ZM80 261H78V262L80 263ZM155 261H153V263L156 264L157 262H155ZM159 261H160V259H158V262ZM185 261L183 262L184 264H186ZM195 261L198 263L202 262V264H208V260L205 257L201 258V259H200V257H196ZM41 262H39V264ZM166 262L168 264V261H166ZM160 263L161 262H159V264ZM169 263H172V262H169ZM32 264H33V262H32ZM34 264H38V263H34ZM66 264H68V263L66 262ZM75 264H76V262H75ZM148 264H150V263H148ZM163 264H166V263L164 262Z\"/></svg>", "mask_w": 264, "mask_h": 264}, {"label": "rangeland", "instance_id": "2", "mask_svg": "<svg viewBox=\"0 0 264 264\" xmlns=\"http://www.w3.org/2000/svg\"><path fill=\"white\" fill-rule=\"evenodd\" d=\"M235 1H237V0H235ZM235 1H233V2H234V5H236V4H235ZM238 1H239V3L242 1V3H240V4L237 3L238 6H237V7L235 6V7L237 8V10H236V8L232 7V6H233V2H232V0L229 1L231 4H230L229 2L226 1L227 4H226L225 6L227 7V5H230L232 9L234 8L233 10H232V9L229 10V14H230V13H233V14L235 13V15H236L237 18H238V15H239V17H240L241 14H242L241 19H243V15H244V14H243V13H244L243 11H244L245 9H242L241 7H243V6L246 7V5H243V3H244V4H245V3L247 4L248 1H247V0H244V1H243V0H238ZM238 1H237V2H238ZM246 1H247V2H246ZM256 1H258L259 3L264 4V0H256ZM256 1H255V2H256ZM228 3H229V4H228ZM239 5H241V6L239 7ZM242 5H243V6H242ZM230 6L228 7L229 9H230ZM238 7H239V8H238ZM244 7H243V8H244ZM240 8H241V9H240ZM238 9H239V10H238ZM234 10H235V11H234ZM240 10H242V11H241L242 13L239 12ZM222 11H224V10H222ZM222 11L220 10V11H218V12L220 13V12H222ZM230 11H233V12H230ZM218 12L215 14L214 17H218V16H220V18L223 17V19H224L225 13L223 12L224 16H222L223 14L220 13V14L218 15ZM236 12H239L240 14L237 13V14H238V15H237ZM233 14H231V15H233ZM231 15H230V17H231ZM235 15L233 16V18L231 17L230 22H229V20H227V19L229 18V16H226V18H225L226 20L224 19L223 23H219V21L216 19L217 22H218L220 25L223 24L222 26H220L221 29H222V27L226 24V23H224L225 21H228V22H229V24L227 23V24L229 25V26H227V27H229V29L226 28L229 32H226L227 30L223 27L224 33H221V35H220V32L217 30V28L219 27V24H218V25L216 24V26H217V27H216L215 24H214V22H216V21H214L215 18H213L214 20H213V25H212V26H214L216 29H215V31H214L213 28H211V29L215 32L214 34H217V33L219 32V35H218L219 37L217 38V37H216L217 35L211 34L213 31L210 29L211 26H209L208 28H209V30H211L212 32H211V31L207 32V31H208V28H206V30H207L206 33L209 34V33L211 32V33H210L211 35H210V37H208L209 35L204 36V35H206L205 30H204V33H205V34H203V33L201 34V35H203V36H202V38H203L202 41L207 39L208 43H205V44H204L203 42H207V41H203V42H202L201 39H200L202 45H204V46L207 45L208 48H209V50H210V48H211L210 45L212 44V42L214 43V39L217 40V39L221 38L220 40H223L224 38H222V37H223L222 35L226 36L225 34H226V33L230 34V31H232V30H234V31L236 32V31H237V30H236L237 28H235V24H236V27H238L237 23H238L241 19H240V20L238 19V20H234V21H233V19H235ZM227 17H228V18H227ZM237 18H236V19H237ZM218 19H219V18H218ZM223 19H221V20H223ZM231 20H232V21H231ZM235 21H236V22H235ZM220 22H221V21H220ZM233 22H234V25L232 24V28H234V29H231V28H230V27H231L230 24L233 23ZM240 23H241V21H240ZM227 24H226V25H227ZM226 25H225V26H226ZM220 27H219V28H220ZM221 29H219V30L221 31ZM249 29H251V27H249ZM262 29H264V22L262 23ZM216 31H218V32H216ZM234 31H232L231 34H235ZM225 32H226V33H225ZM233 32H234V33H233ZM120 35H121V34H120L119 32L116 31V32H115L114 34H112L109 38H113V36H114V38L116 37V39H117L118 37H120ZM213 35H214L216 38H214ZM237 35H238V34H237V32H236V34L234 35V38H235V39L231 38V37H233V35H232V36H227V39H228V37H230V38L233 40V41L231 42V40L228 39V40L230 41L231 44L229 43V41L227 42L226 38H225L224 40H225L227 43H226V42L224 43V40H223L222 42H219L220 40H219V41L217 40V42H219V44H215V49H216V51H217L218 48L221 49V47H223L222 44H228V43H229V45H226V46H228V48H226V46L224 45V47L227 49V50L223 49V50L225 51V52H224L225 54H226L227 52H229V49H230V51H231V53H232V56L235 54V53L233 54V51H234L235 49H232V50H231V47H233V48L235 47V48H236V51L239 52V50H238L239 47L237 48L238 41H239V40H241L240 42L245 41L246 36H244V35H246V33H245L244 35H241V38L237 37ZM204 37H205V38L207 37V38L205 39ZM94 38H96V33H95V32L90 33V34L86 35L85 37H83V40L81 41V44H82L81 47H84V46H86V45H88V44H90V43H93V42H94V41H93ZM210 39H211V40L213 39V40L210 41ZM238 39H239V40H238ZM169 40H171V39H169ZM109 41H110V39H108V38H102V39H99L98 42H99V44H101V45L103 46V49H102L101 52H99L98 54L103 53V52H105V51L111 49V43H110ZM160 41H161V40H160ZM163 41H164V40H163ZM165 41H166V38H165ZM165 41H164V42L161 41L162 44H164ZM171 41H172V40H171ZM197 41H198V39H197ZM66 42H67V41H66L64 38H61L60 41H59V43H58V46H57V49L55 50V52L52 53V54L50 55V57H48V61H49V63H51V64L54 65L55 63L58 62L59 64H58V68H56V67H57V65H56L52 70L50 69V72H47L46 80H48V81H47V84H45L44 88L42 87V85H41L40 83H41V80H43V79L45 78V76H43L41 73H40V76H38V73H39V72H42V69H44V68H42L41 66H38L37 68L35 67V68H32L31 70H25V71H22V72L19 71V70H20L19 68H20V67L22 66V64L27 60V58H25V57H22V56H21V57H19V58L17 59L16 67H15L14 69H12V71H3V72L1 73L2 75L0 76V83H2L3 81L6 80V81H5V84H6V82H7V84H6V87L4 86V88H3L4 93H6V95H5V97L2 96V94L0 95V96H2V97L0 98V103L2 104V103H4V101H5V104H7V105L4 107L5 109L0 108V117L5 116V114L8 113L9 111H10L11 113H14L16 116H19V113H21L20 109H21L22 107H25V105H26V108H25V109H27L26 114L29 113V111L31 112V109H33V108H34L36 111H37V110H40V109H43V108H41V107L39 106V103H40V100H41L40 98H41V97L38 98V99H34V101L30 103V106H28V105L26 104V99H28V97H30V96L33 95V94L38 93V94H40V96H42L43 94H46L47 92H50V93L48 94V97L50 98V100H53V99H59V98H62L63 96L68 95L69 93H71V91L74 89V79L72 80L71 73H67V71H66V65L69 64V63L74 64L73 61H75L76 58H77V57H76V54H78L79 52H81V51L83 50V48H82V49H81V48H76V49H78V50L75 49V50L73 51L74 53H75V51H76V53H75V54L73 53L72 55H69L68 53L65 52L66 47L68 48V44H66ZM161 42L158 43V41H157L156 43L159 44V45H161ZM166 42H168V39H167ZM209 42H211L210 45H209ZM217 42H215V43H217ZM32 43H33V37H28V38H26V39H24V40H22V41L20 42V44H23V45H25V46H27V45H31ZM67 43H68V42H67ZM156 43H155V44L153 43V45H156V47H158L159 45L157 46ZM170 43H172V42H170ZM170 43H167L168 46H167L166 43H165V45H162V46H160V47H162V48L164 47V50H165V47H168L167 49H169V50H170V49L173 50L174 48H176V47H174L175 45H173V46L171 45V47H174V48H171V47H170ZM221 43H222V44H221ZM235 43H236V46H235ZM242 43H243V42H242ZM242 43H239V45H238V46H243V48L241 47L242 49H240L241 51H242V50H246V48H244V43H243V44H242ZM172 44H174V43H172ZM240 44H241V45H240ZM200 45H201V44H200ZM216 45H217L218 47H217ZM219 45H220V46H219ZM221 45H222V46H221ZM230 46H231V47H230ZM216 47H217V48H216ZM224 47H223V48H224ZM202 48H203V49H200V50H204V48L207 50L206 47H202ZM212 48H213V44H212ZM158 49H161V48H158ZM167 49H166V50H167ZM215 49L213 48V50H215ZM166 50H165V51H166ZM169 50H168V51H169ZM209 50H207V51H208V55H207V57H206L205 54H203V56H202V53H200V55H199V52L196 51L194 54H198V55H199V56L197 55L196 58H195V56H194V59H195L196 62H194L193 56L191 55V56L189 57V59H190L191 61H193V63H192L191 61H188V60L186 59V61H184L185 64H186V66L189 67V64H190V63H192V64L198 63V64H203V65H204V63L207 61V59H209V61H207L208 64H207V63H205V64H206L207 66L209 65V66H208L209 68H207V69H209L210 71L207 70V69H205L206 66H205V68H204V66H203L202 68H204L205 70L209 71V74H211V73L213 72V71H212V69H213V68H212V66H213L212 64H213L215 61H216V63L218 62V64H220L221 62H222V64L224 63L223 66H227V65H228V63H226V64H227V65H226L225 62H224V61L229 62V60L227 61L226 58H224V59H226V60H224V61H220V62H219V60H216V59H213V58H212L213 61H214V60H215V61L210 65L209 63L212 62V60H210L211 57H210L209 55H212V57H214V58H215V56H216V58H218V56H219V58L221 59L224 53H223L222 50H219V51H217V52H215V51H211L212 53H213V52L217 53L216 55H215V54L213 55ZM158 51L160 52V50H158ZM165 51H164V52H165ZM170 51H171V50H170ZM198 51H199V50H198ZM236 51H234V52H236ZM241 51H240L239 53L242 54L244 51H243V52H241ZM164 52H163V54H164ZM171 52L174 53V54L177 53L176 49L174 50V52H173V51H171ZM203 52H204V51H203ZM209 52H210V53H209ZM219 52H220V53H221V52L223 53V54H222V53L220 54V55H222V56L219 55ZM229 53H230V52H229ZM231 53H230V54H231ZM245 53H246V52H245ZM194 54H193V55H194ZM206 54H207V53H206ZM225 54H224V55H225ZM227 54H228V53H227ZM227 54H226V55H227ZM243 54H244V53H243ZM64 55H65V57L67 58V59H66L67 61H61V60H64V59H62V57H64ZM226 55H225V56H226ZM244 55H245V54H244ZM244 55H238L239 58H240V57L242 58L241 60H242L243 62L246 60V59H245L246 56H244ZM204 56H205L206 58H205ZM225 56H224V57H225ZM232 56H231V57H232ZM243 56H244V57H243ZM93 57H94V56H91V55H90L88 59H92ZM191 57H192V59H191ZM197 57H198L199 59H198ZM200 57H202L203 60H204V61H203V60L201 59V63L199 62V61H200ZM209 57H210V58H209ZM226 57H228V55H227ZM231 57L229 56L228 59L231 58ZM149 58H150V57H148L147 59H149ZM219 58H218V59H219ZM196 59H198V62H197ZM205 59H206V60H205ZM244 59H245V60H244ZM221 60H222V59H221ZM239 60H240V59H239ZM187 61H188V62H187ZM202 61H203L204 63H202ZM242 61H241V62H242ZM187 63H189V64L187 65ZM182 64L184 65V63H182ZM198 64H196V65H198ZM50 66H51V65H50ZM50 66H49V67H50ZM59 66H61V67H59ZM171 66H172V65H171ZM210 66H211V68H210ZM220 66H221V64L218 65L219 70H217V69H218L217 66H215V65L213 66L215 70L219 71V72H218L219 75H220V73L222 74V72H223V70H222V71L220 70V68L223 69V68H222L223 66H222V67H220ZM243 66L245 67V66H247V65H243ZM49 67H48V68H49ZM187 67H186V68H187ZM190 67H193V66L190 65ZM190 67H189V68H190ZM195 67H196V66L194 65L193 68H195ZM215 67H216L217 69H216ZM184 68H185V65H184V67L182 66V69H184ZM186 68H185V69H186ZM189 68H187V69L185 70L186 73H188V72L190 71ZM198 68H199V71H200V70H201V69H200L201 67H198ZM224 68H226V67H224ZM214 69H213V70H214ZM226 69L228 70V67H227ZM171 70H172V69H171ZM188 70H189V71H188ZM193 70H194V71H193ZM193 70H191V71H192L193 74H194L193 76H195V75H196L195 73H197L198 71L196 72V71H195L196 69H193ZM215 70H214V71H215ZM185 71L183 70V72H185ZM217 71H215V72H217ZM228 71H229V70H228ZM228 71H227V74H226V71L223 72V73L226 74V76H225L224 74H222L223 76H222V75H221V76H222V78L224 77L225 81L229 80L228 78L232 77V78H233V81H232V80H231V81L229 80V82H225L224 79L222 80V78H220L221 76H220V77H219V76H214V75H215V74H214L215 72H213L214 75H213V74L211 75L210 80L212 79V80L214 81V80H217V77H219V80H217L218 82H216V81L213 82L212 80L210 81V80L207 79L208 81H210V85L212 84V86L214 85L215 87H216V84H217V83H219V84H217L218 86H220V85L222 86V85H223V82H221V80L224 81V86H222V89H219L218 86H217L218 88H215L214 86H213L212 88H211V86H209V88H208L207 84L205 83V80H206V79L202 81V82H204V83H203L204 86H203V84H201V83H202L201 80H202L203 78L201 77V75H199V72H198L197 75L194 77V79L192 78L193 76H192L191 74H190L191 76L189 75V73H188V76L186 75L188 81H189V80H194V81H192V82L196 83V85H197V86H196V85H194V84H189L190 86H191V85L194 86V89H192L193 87H191V89L189 88V92H190V93H189V92H186V91H188V90H187L188 88L185 89L186 91L184 90L185 93L190 94V95L192 94V92L196 93V95H195L194 93H193L194 95L192 94L193 97H191L190 95H189V96H186V95H185L186 97H184L186 100H187V97H189V99L192 98L193 101H192L191 99H190V101H191L193 104H196V102L199 101L198 98H197V97H198L197 94L200 93L199 97H200V96H202V97L204 96L205 98H203V99L206 100V99H207V98H206V97H207L206 94H209V93H208L209 91L212 92V91H214L215 89H216L215 92H214V93L212 92V94H213L214 96H212V94H210L209 96H211V97H213V98L216 97V99H217V97H218V95H219L218 100H216V99L214 98V100H216V102H217V101H220V100H221V95H223L224 97L226 96L225 98L229 101V99L232 98V97L229 96V92H227V91L230 90V89H232V87L235 89V90H234V89L231 90L232 93H231V91H230V95L233 94V95H232V96H233V99H230V100H232L231 102L229 101L230 103L233 102L234 105H233V104H227V101H225L226 99L222 96V99H223V100H221V102L223 101V103H224V101H225L224 106H223L222 103L219 102V106L221 105V107H222V106H223V107L221 108V107L217 106V107H219V108H217L216 105H218V102L215 104V101L212 102V99H213V98L211 99V98H209V96H208V99H207V100H209V99L211 100V101H208V102H209V103L211 102L213 105H215L214 107H215V110H217V113H218V114L215 112V110H214L211 106H206V103H207V102H205V100L203 101L204 103L201 101V100H203L202 97H200V98H201V99H200L201 103H199V102H200V101H199V102L197 103V107H199L200 104L202 105V103H203V104L205 105L206 110L208 109L207 113L205 112V113L208 114V115H206L205 113H203V112H204L203 109H205V108H204V105H202L201 110L199 109V108L201 107V106H200V107L198 108L199 111H195V108H196V107H195L191 102H189V100H188V101L185 100V102H189L190 104H192V105L194 106V107H193V110H194L195 112L192 110V107H191L192 105L189 106V104H187L189 107H191V112H189V113H190V116H193L194 113L197 115L198 112H200V111L203 110V112H200V113H202L201 116H202V117H205V119H206V117H207V118H208V117H211V119H212L214 116H213V117H212V116H209V113L212 114V115H215V114H216L217 116H219V112H222V111H223V110H222L223 108H226V106L228 107L229 105H230L231 107H234L235 104H236L239 100L242 101V102H241L242 104H243V102H244V104L247 105V103L249 102V103H248V104H249L248 106H250L251 103H252V106H256V105H254V103H253L255 100H254V101L252 100V95H251V93H249L248 91H247V92L245 91L246 93H248V94H246V93L243 91L244 86L247 85L245 88H247L248 86H250V87L253 86L254 81H253V83H252V81L249 82L250 79H252V78L249 79L248 77H245V76L243 77L244 79H246L245 81L249 82V84H246L247 82H245V81L243 82L244 79L241 78L242 83H245V85H244V84L241 85V86L243 87V88H241V86H239V85L241 84V83H240L241 81L239 80L240 77H239L238 79H236L237 76H235V74H234L233 72H232L231 75H229L228 73H230L231 71H230V72H228ZM183 72H182L181 74H183ZM192 72H190V73H192ZM210 72H211V73H210ZM186 73H184V74H186ZM209 74H208V75H209ZM218 74H216V75H218ZM228 75H229V76H228ZM233 75L235 76V80H236V81L239 80V81L236 82V81L234 80V76H233ZM182 76H183V78L185 77L184 75H182ZM189 76H190L191 79L189 78ZM199 76H200V78H202V79H200ZM209 76H210V75H209ZM213 76H214V77H213ZM157 77H158V76H157ZM215 77H216V79H214ZM226 78H227V79H226ZM232 78H231V79H232ZM198 79H200L199 82H197ZM248 79H249V80H248ZM207 80H206V81H207ZM156 81H157V80H156ZM156 81H154L153 83H155V84H152V85H153V86L156 85V87H157V84L160 83L161 81L159 82V80H158V81H157V82H158L157 84H156ZM234 81H235V82H234ZM185 82H186V81H185ZM190 82H191V81H189V83H190ZM215 82H216V84H215ZM220 82H221V83H220ZM230 82H232V84H231ZM238 82H239L240 84H238ZM198 83H200V84L203 86V88L198 87V85H199ZM213 83H214V84H213ZM225 83H226V84H225ZM228 83H230V88H229V86H228ZM236 83H237V92H236V86H235ZM251 83H252V84H251ZM250 84H251V85H250ZM161 85H162V84H161ZM201 85H200V86H201ZM226 85H227V86H226ZM243 85H244V86H243ZM159 86H160V85H159ZM190 86H189V87H190ZM202 86H201V87H202ZM205 86H207V87H205ZM225 86H226V87H225ZM238 86H239L240 89H242V90H241V91H242L241 94H245V95H247V96L250 94L249 96H251V97H250L251 101H250V99H249V100L247 99V98H249V96H248V97L246 96L247 98L244 97V101H243V100H242V99H243V95H242V97H240L239 95H237V94L240 93V89H239V91H238ZM254 86H255V85H254ZM254 86H253V88H254ZM45 87H46V88H45ZM81 87H84V86L82 85ZM161 87H162V86H160V88L157 87V89H159L158 92H160V90H161V91L163 90V93H164V89H161ZM197 87H198V88H197ZM223 87H224V89H225V88H226V89L228 88V90H224ZM250 87H249L248 89H250ZM20 88H23L22 92L24 93V95H23L24 97L21 98V99H20V97H16V98L13 97V95H15V93L18 92L17 90L20 89ZM84 88H85V87H84ZM162 88H163V87H162ZM199 88H200V89H199ZM204 88H207V89H213V88H214V89H213V90H208V91H206V92H207V93H206L205 90H207V89H204ZM144 89H145V88H144ZM155 89H156V88H155ZM157 89L154 90L153 92L157 93V92H156ZM201 89H202V90L204 89L203 93H202V90H201ZM218 89H219L220 91H219ZM145 90H147V89H145ZM221 90H222L223 92H221ZM233 90H234L236 93L233 92ZM246 90H247V89H246ZM139 91H144V90L141 89V90H139ZM184 91H183V92H184ZM191 91H192V92H191ZM218 91L220 92V94H217V95L215 96V93H217ZM224 91H225V93H224ZM153 92H152V93H153ZM183 92H182V93H183ZM211 92H210V93H211ZM226 92H227L228 94H227ZM238 92H239V93H238ZM243 92H244V93H243ZM138 93H139V92H138ZM138 93H137V96H139ZM144 93H145V91L143 92V95H146V94H147V93H145V94H144ZM161 93H162V92H161ZM185 93H183V94H185ZM204 93H205V94H204ZM132 94H133V93H132ZM132 94H131V95H132ZM180 94H181V92H180ZM180 94H179V96H178V95H177V96H178L179 98H182V100H184V98H183L184 95L182 94L183 96H180ZM202 94H203V95H202ZM234 94H236V96H235ZM135 95H136V94H134V96H135ZM140 95H141V93H140ZM147 95H148V94H147ZM150 95H151V94H150ZM150 95H148V96H150ZM152 95H155V97L150 96V97H152L151 99L153 100V99H155V98L157 97L156 95H158V97H159L160 93H158V94H152ZM205 95H206V96H205ZM227 95H228V98H227ZM245 95H244V96H245ZM163 96H164V95H163ZM163 96H162V98H163ZM196 96H197V97H196ZM234 96H235V97H234ZM6 97H7V98H6ZM135 97H136V96H135ZM135 97H132V100L134 99L133 102H136V101H137V103H138V100H141V98H137V97L135 98ZM139 97H140V96H139ZM142 97H143V96H142ZM194 97H196V100H197L196 102L194 101ZM144 98H147V100H151V99H149V97H144ZM160 98H161V95H160ZM160 98H158V100H160V102H159L158 105H160L161 103H164V102H165V101L162 102V99H160ZM237 98H238V100H237ZM135 99H136V100H135ZM137 99H138V100H137ZM142 99H143V98H142ZM156 99H157V98H156ZM156 99L153 100L152 102H155ZM219 99H220V100H219ZM224 99H225V100H224ZM235 99H236V100H235ZM246 99H247V100H246ZM253 99H254V97H253ZM2 100H3V101H2ZM143 100H144V101H147L146 99H143ZM233 100H235V101H233ZM240 101L238 102V104H236L237 107L235 106V107L237 108V111H239V110L242 108V105H241V108L238 110V107L240 106ZM245 101H247V103H246ZM130 102H131V101H130ZM139 102H140V101H139ZM157 102H158V101H157ZM194 102H195V103H194ZM229 102H228V103H229ZM155 103H156V102H155ZM209 103H207V104L209 105ZM43 104H44V103H43ZM152 104H153V103H152ZM198 104H199V106H198ZM131 105H132V102H131ZM158 105H157V106H158ZM210 105H211V104H210ZM213 105H212V106H213ZM225 105H226V106H225ZM0 106H1V105H0ZM230 106H229V107H230ZM248 106H247V108L249 109V111L252 113V110L254 109L255 112H254V111H253V112H254L255 114L252 113V114H253V115H252V114H250V112L248 113V112H247L248 110L246 109V106H245V105H243V108H244V109H242V111H243V110L246 111L247 114L250 115L251 117L248 116L247 114L245 115V112H244V114H241V113H243V112L239 113L240 111H239L238 113H234V112L236 111V108H234L235 111H233V109H232L231 107H230V108L232 109L233 113L235 114V117H234V114L232 113V111H231V113L233 114V116L230 117V114H231V113L228 112V111H230V110H228L227 108H226L225 110H228V111H226V113L228 112V114H226L225 111H224V113L222 112L223 114H225L224 116H226V118L228 119L227 121H226V118H225L224 116H222V113H220V116H219V117L215 116V117H216V118L214 117V118H215V121H213V124H211V125H214V127L216 128V130H214L215 128L212 129V127H211V125H210V123H212V120H211L210 118H209V119H206V120H208V121L211 120V121H209L210 123H209L208 121H205V122H208V123H209V124H206V125H208V126L210 127V128L208 127V129H209V131H212L211 133L213 134V137H212V134H211V133H210V135H211L210 137H209V135H206V134H205L206 132L204 133V129H203V127L206 128L207 126L204 124L205 122L202 124V122H201V116H200V118L197 119V121L194 120V119H196V117H195L196 115H194L193 117H195V118H194L193 120H192L191 117H190V119H191L192 121L188 119L187 121H185V124H184V122L181 123V124H183L182 126L179 124L181 127H179V129H178V130L180 131V133H179V131L177 132V134L179 133V134H178L179 138H176L177 141H178V139H180L179 141L181 142V141H182L181 138L183 139V137H184L183 140H185V138L187 139L189 136H191L190 134L193 133V134H192L193 137L191 136L193 139L198 138V140H199V138H201V139H202L203 137L206 138V136H208V137H209L208 139H210V138L212 137V139H211L212 143H211V144H213V147H214V144L217 143V142L219 143V141H220V143H219V144H220V147H222V146H221V144H222L221 142L224 143L223 146H226L227 149H226L225 147H223V148H224V150H223L222 148H220V147L216 144V145H217L216 147H219V148H215V147H214V149H212V147H211L212 145H211V146H209L211 149L208 148L209 153L206 154V152H207L208 150L205 152V154H206V159L208 158V160H209V161H213V163H212V162H211V163H207V162H208L207 160L204 161V160H205V155H204V154H203V155H204L203 157H200L198 154H197V155L194 154V151H192V150L190 151V153H184V151L182 150V148L185 149V147H184L185 145H184V144H185V142L187 143V141H185V142L183 141L184 144H182V145H181L180 142L178 141V143H179V145H178L177 141L174 140V142L172 141V144H171V143L168 144V145H170L169 148H170L171 150H170V149H169V150H170L171 152H170L169 150H166L165 148H164L165 150L163 149L164 151H163V150H158V151H157L156 149L152 151V148H150L151 150H150V149H147L148 152H147L146 150L144 151V152H146V153H145V157H146V159H144V161L142 162V164L137 163L138 165L135 164L136 167H134L133 164L135 163V161H134V162L131 161V159L133 160V158H134V157H133V156H134V155H133L134 151H133L132 154H131L130 151L135 150V152L137 153V151H138L137 149H138L140 146L143 145V144H141V143H143V142H141V139H142V138H140V137L138 136V134H139L141 137H143V136L146 134V133H143V136H142V134H141L143 131H144V132H147V131L145 130V128L143 127L144 129H143V128H140V129L137 128V129H139V132H141V133H139L138 130H137L138 133H137V136H136V137L140 138L139 143H138L137 139L134 137V135H133V138H134V139H133V138L131 137L132 135L130 136L131 133H130V134H127V133H126L127 136H128V135L130 136V137H128V139H129V138H132V139H130V141L127 140V139L123 140V139H124V136H123V139L121 138V141H120V139H119V140L117 139V140L120 142V143H118V144H121L122 141H125V142H122V144H121L120 146L117 144L118 146H117L116 149H117V151H119V148H120V149H121L120 152H121V151H123V150L126 149V146H127L126 144H128V143L130 144V142H132L131 144H134L133 147H135V145L138 146L139 144H140V146H138V147L136 146L135 149H132V150H131V148H133V147H131L130 145H128V147H127V149H128L127 152H128V153L125 151V153H127V154L125 155V153L123 154V152H124V151H123V152L121 153V156H122V157H123V155H125V156H124L123 158L120 156V159H118V157H119V155H120V152H116V149H115V151H114V149H113L114 152L111 151L112 154H114V155L116 154V155L118 156L117 158H116V157H114V158H115V159H118V161L120 160V163H122V164H123V163L126 164L125 166H123V165L119 164L118 162H116L115 159H112V158H111V157H112V154H110L111 156L108 155V154L110 153V152H108V151L112 150V148H114L115 145L112 146V148H110L111 146L108 144V145L110 146V147H109V146L107 145V146L110 148V150H108L109 148H108L107 146H104V144H103V147H100L101 150L99 149L101 152H98V153H102L103 155H102V154L99 155L98 153H96L98 156H100L99 159H100L101 161L97 159L98 156H97L96 154H93L94 157H95V155L97 156L96 159L94 158L95 161L93 160V158L91 159L92 162L94 161V162H93L94 165H93V163H92V164H91V168H88V167H89V164L91 163V161H89L90 157H89V159H88L89 163H88L87 160H85V161L87 162V163H85V165L88 164V166H87L88 169L86 168L87 170H86L85 167H84V169L86 170L85 172H82V171H84V170L80 171V170H81L80 168L83 169V167H81V165H80L79 168H78V166H77L78 169L75 168V169H73V170L71 169V171L68 170L69 173L72 172L74 176H75V175L77 176V178H76V176H75V177H74V176L72 177L71 174L69 175L68 171L66 172V170L64 171L63 169H61V170H62V172H61L60 170H56L55 168H53V171H54V172H55V170L58 171V172L60 171V174H59L58 176H60V175H61V177H62V176H66V180H67L68 178H70V176H71L72 179L70 178V179H69L70 181L67 180L68 182H67L66 180H64L65 178H63V180H62V178H60V177L57 178V174H58V172H55L56 176H54L55 174L53 175L54 172H52V169H50V171H51L52 175H53L55 178L50 177V176H52V175H51L50 171H48V170H46L45 172H42V175L44 176L43 173H45V176L47 175V176H46L47 178L45 177V179H44L43 177H41L42 181H43V179H44L45 182H44V181L42 182L41 180L38 181L39 183H38V182L35 183L36 188H38L39 190H41L40 192L42 193L43 191H42V189H40V188H42V187L45 185V183H46V181H47L46 179H49V180L47 181V183H46L47 186L50 185L51 188L54 187L55 190H52L53 188L51 189V188L48 187L47 190L50 189V190H52V192L49 191L50 194H49V192H45V193H48V195H50L49 198H51V195H53V196H55V197L57 198L58 195L56 194V195H57V196H56L55 193H53V191H55L56 193H58V191L60 190V191H62V195L64 194L63 192L68 191V189H66V188H64V190H62V188H61V189H59V190L57 191V189H58V188L60 187V185H61L60 183L63 184L65 181H66L65 183H69V182H70V184L67 185V186H69V187H67V188H69V189H70V187H71L70 185L73 186V184H74V186H75V185H76V182H77V185H76V186H80V185H78V181H84V180H85L84 178H82L83 174L85 175V173H86V174L88 173V174L85 175V176H83V177H85V178L87 179V177L89 176V173H90V177H88L87 182H86V181H85V182H81V186H82V183H83V184H85V183L88 184V183L90 182V180H91L92 183H93V182L99 180L97 177L99 176V174L101 175V171H104V169H105L106 167H107V169H108L109 171L111 170V173L108 171V175H109V173H110L111 176L113 175V177H109L110 175H109V176L107 175V169H106V171L103 172L104 174L101 175L102 178H104V179H105L106 177H108V178H106V179H110V180H111V179H113L114 177H116V175H114L113 173L117 174V176H118V175L120 174V171L122 170L120 176H118V179H115V178H114L115 181H114V183H112V184L116 185V184H119V183L123 182L124 180H126V178L130 177L128 174H130V173L132 174V173H133V175L130 174V175H131V179H130V180L128 179V180H129V183H132V184H135V185H137V183H140V186H141V185L143 184V181L147 182V180H144V179H146L147 177L151 176V175H150V173H151V168H152V165L156 163V159H157V161H158L159 158H161V159H162L161 162H162V163H165L166 165H167V163H169V161H170V163H169L170 165H169V166H171V165H172V164H171V160H172V158H173V159L176 158V157H177V153H178V157L181 156L182 154H184V155H186V154L189 155V154H190V156H191L190 158H188V157H189L188 155H186L185 157L181 156L183 159H182L181 157H179L180 160L182 159L183 163L185 162V160L187 161L188 159L192 161V162H190V161L188 160L191 164H188L189 162L187 161L186 164L184 163L185 165L188 164L189 166H190V165L192 166V165H194V164L197 163V162H200V161L202 162V163H201V162L199 163V164H200V165H198L199 168L194 167V168L197 169V170H195L193 167H192V168H193L192 171H190V169H189V171L192 172L193 177H192V175H190V176L188 175V174H191V173L188 172V170H187L188 173L186 174V168H184L185 165H184V167L181 165L182 162L179 160V158H176V159L172 160V162H173V166H174V167L171 166V167H173L172 170H171V167H169V166L166 167V165H165V167H163L162 165H164V164L160 163V165L162 164L161 167H160V171H158L157 173H155V174H154V177L151 176L150 179L147 178V179H148V182H150L149 185H151V184H153V185L151 186V190L149 191V193H147V195H146L145 197L143 196L144 198H142V195H141V197H140L139 194H137V199H136V196H135V197L132 196L133 198H132L131 200L128 199L129 201L127 200V198H131V197H127L126 200H125L124 197H122V199H124V200L128 203V206L131 207V210H130V208H129V212H128V213L122 211L123 209L120 208V207H123V206H124V203H125V205H127V203H126L125 201H124L123 204H122V203L120 204V202H123V201L119 200L118 203L120 204V207H119V205H118V203H117L118 207L120 208V211L118 212V214L120 213V214L123 215L122 212H124V217L122 216L123 219H124L125 217H127L128 214H129L128 217H129L130 220H131L130 217L132 216L131 214L134 215V216H132V219L134 218V219H136V221L139 220V219H142V218L145 219V222H146V223L143 222L144 219H142L143 221H140V220H139L140 223H142V222L145 223V225H143V223H142L141 226H140V223H139V222H136V221H134V219H133V221L131 222V228H133V227L136 228V227L139 225V226H138L139 229H140L139 231H140V233H143V234H141V237H142V238L140 239V237H138L140 233H138V232L136 231V234H138L136 237L139 238V240H140L139 242L141 243V247H142V248H146V250L144 249V251H143V249H142L141 247H138L140 243L137 241V238L135 237V235H134V237H133V235L131 236V235L129 234V232L126 233L128 230H125V228H121L119 231H118V230H117V231L115 230V231H114V234H111V233H107V234H106V233L103 232L104 234L102 233V235H101V234H100V235H97V233L94 232L92 229H88V230L85 229V231H83L84 233H86V231H88L89 233L91 232L90 234H94V233H96L97 236H96L95 234H94V235H91V236H93V237L96 236L95 238L98 239L97 241H99V243L102 242V245L100 246V244H99L97 241L95 242V241H94V238H93V237H90V234H89L88 232H87L88 234L86 233L85 235H84L83 232H82V233L80 232V233H79L80 235H79V234H78V235H79L80 237L83 235L84 238H85V236L87 235L88 238L86 237L85 241H86L87 239H89V240H87V242H90V243L85 242V241L83 240V238H81V241H79V243H80L79 245L77 244L78 241L74 240V241H76V247H75V245H73V240H72V243H71V244H72L74 247L71 246V245H70V246L73 247L75 250L78 248V250H76V252L73 251V250H70V249H71V247L69 246V243H70V242L67 243L69 247L65 245V247H68V248H65L64 246H63V248H62V246H60L59 248H58V247H52V248L48 249V248H44V247H41V248H40V246H39L38 250H36V248H37L38 246H34V248H33V245H31V246H32L31 248H30V246H29V248H28V249L26 248L25 251H24L25 254H26V255H24V256H26V257H25V262H26V259H28V258H30V259L33 258V259H34L35 257H33V255L36 254V256L40 257V258L36 257V259H38L39 261H37V260L34 259L35 261L32 260V262H33V264H34V263H38V264H39V262L42 261L41 259L44 260V258H42L41 256L45 254V250H46V249L48 250V251L46 250V255H47V254L49 255V252H50V254L53 256L52 259H53L54 261H55L56 258H57V260L55 261L54 264H59V263H58V258H60V256H58V255L60 254V251H62V254H60V255L62 256V258L59 259V261H60V260L62 261V259H63V264H66V262L69 264L68 261H69V259H70L73 255H75L76 260L80 261L79 258L81 259V257L84 256L83 254L86 253V252L83 253V251H85V249H86V250L88 249L89 252H88L87 255L90 254V257H95V256H97V254H98V255H99V254H102V253H103L102 251H104L105 249H107V251L105 250V252H109V251H112V250H113V251H112V252H113V253H112V257H114L115 260H117L116 258H117V257L119 258L120 255L122 256V257L120 256V258L124 259V257H125L126 255L128 256V253H129V252H132L131 254H134L135 252H137L136 250L139 249L138 254H135V256L137 255V258L140 256L141 258H140V257H139V258H140L141 260H142V258L144 257L142 261H144V262L147 261V262H146L147 264H148V263L152 264L153 261H155V260H156L155 262H157L156 264H159V262H161L160 264H163L164 262L167 264L166 261H168V264H172V263H173V264H178V263H179L178 261L182 260L179 256H181V257H182L183 259H185V260L187 259L186 261H185V260H182V262H180L181 264H184V263H183L184 261L186 262V264H187V263H188V264H189V263H190V264H202V262H201V263H198V262L195 261V258H196V257H200V259L205 257V258L208 260V264H209V263H213V260H214V254H215V253H212V245L210 244V241H209V240H210V236H211V235H212V236L214 235V231L212 230V228L210 229L211 232L209 231V228H208L207 226H208V224H210V223H207V224H204V223H203L202 225H201V224H198V223L201 222V220L203 221V220L205 219L203 213H201V210H202V208H201V200H202V199H200V198H202V196H199V194H200L199 191L202 192L201 190H202L203 188L200 187L199 185L202 184L201 186H203V185L205 184V185L203 186L204 189H205L206 186L210 187V185H212L211 183H214V182H215V179L218 178V176H217V178H215V179H214V177H216V175H218L220 172H222V174H219V177H220V178H218V179H217L218 181H217L216 183H214V185H215L216 187H222V186H224L225 184H227L229 178H232V177H231L232 173H233V174H236V172H239V173H237V174L244 175V174H243V171H242L243 168L245 167V163H244V161L246 162V160H247V163H246V164H248V162H249L251 159H252V160H256L255 158L258 156V154L261 153V152L258 153V151H259L260 149H261V151H262V149H264V136H263V135H264V104H263L260 108L257 107V108H259V109L255 108V107H253V109H252L251 107H248ZM39 107H40V108H39ZM158 107H159V106H158ZM209 107L211 108L210 110H209ZM156 108H157V107H156ZM216 108H217V109H216ZM153 109H155V108H153ZM153 109H152V110H153ZM188 109H190V108H188ZM198 109H197V110H198ZM218 109H221L222 111H221V110L219 111ZM251 109H252V110H251ZM47 110H48V106L46 107V109H44V111H47ZM152 110H150V111L148 112L149 115H146V117H145V115H143V116H144L146 119H147V117L150 118V117L152 116V115L150 114V112H153L152 114L155 113V116H154V117H151V118H156V116H157L158 114H160V113H158L157 111H152ZM189 111H190V110H189ZM192 111H193L194 113H193ZM210 111H211V112H210ZM156 112H157L158 114H157ZM213 112H214L215 114H213ZM189 113L187 112V115H189ZM101 114H102V113H101ZM108 114H109V113H108ZM191 114H193V115H191ZM232 114H231V115H232ZM237 114H241V115H243V116L240 115L241 117H240V116L238 117ZM109 115H111V114H109ZM161 115H162V113H161ZM161 115H158V116H161ZM164 115H165V114H164ZM164 115H162V117H164ZM228 115H229V116H228ZM244 115H245V116H244ZM96 116H97V115H96ZM165 116L167 117V115H165ZM227 116H228L229 118H228ZM236 116H237V119H238V120H239L240 118H242V117H243V118H242V120L240 119V120H241L240 122H237L238 120L236 121ZM109 117H110V116H109ZM111 117H112V116H111ZM162 117H157V119H158L157 121H158V122H161L160 120L162 119ZM166 117H165V118H166ZM193 117H192V118H193ZM221 117H222V118L224 117L225 120H221L220 123H218V124L216 123V125H215L214 122H218L220 119H222ZM232 117H234L235 119H234V118H233V119H234V121H236V124L233 125V126H238L237 123H238V124L240 123L239 126L236 127V128H237V132H236V131L234 132V136H235L234 138L231 137L232 134H233V133L231 134V132H233L236 128L233 127V126L231 125V128H232V130H231V128H230L229 126H226V124L230 125V124H234V123H235V122H233L232 119L230 120V118H232ZM244 117H245V118H244ZM112 118H113V117H112ZM188 118H189V116H188ZM214 118H213V120H214ZM218 118H220V119H218ZM224 118H223V119H224ZM170 119H171V118H168L169 121H171ZM199 119H200V122H201L200 125L197 123V122L199 121ZM205 119H204V120H205ZM216 119H218V121H217ZM153 120H154L153 123L156 124V119H153ZM163 120H165V119L163 118ZM163 120H162V121H163ZM204 120L202 119V121H204ZM229 120H230L231 122H230ZM12 121H13V122H10V126H9L6 130H4L3 133H2L1 142H0V152L3 151V150H5L8 146L13 145V144H15V143H17V142H18V143H20V142H26L27 140H30L32 137H35V136H37V135L39 136V131H40V128L42 127V125H46V124L50 123V120H49V121L46 120V121H44V122H41L39 119H35V120H33V121H30L29 119L27 120V119H22V118H19V119H13ZM166 121H167V120H166ZM189 121L192 122V123H193L194 121H196V122H194V123L198 124V126L203 125V126L201 127V129H203V130H196L197 133L200 134V136L197 135V134H194V133H196V131H195V127H198V126H195L196 124H195V125H192V123H191L190 126H187V125H188L187 123H188ZM222 121H224V122H222ZM186 122H187V123H186ZM225 122H226V123H225ZM228 122H229V123H228ZM232 122H233V123H232ZM194 123H193V124H194ZM222 123L225 124L224 127H223V124H222ZM204 125H205V126H204ZM217 125H219V126L221 125L222 128L219 127V126H217ZM119 126H120V127H117V128H120V129H121L122 126H121V125H119ZM173 126H174V125H173ZM184 126H187V127L184 128V129H187V132H189V130L191 129V130H190V133H186V131L183 130V127H184ZM192 126H193V127H192ZM28 127H29V128H28ZM176 127H177V126H176ZM189 127H190V129H188ZM191 127H192V128H191ZM218 127H219V129H220V134L217 133V134H218V135H217L216 132L219 131V129L217 130ZM226 127H228V129L230 128V131H231V132H230V134H231L230 136H228L229 133H227V132H229V131H228V129H227ZM26 128L29 129V132L26 133L24 136H21V137H20L21 139H20V138L18 137L17 134L20 133V132H22V130H23V129H26ZM224 128H225V129H224ZM233 128H234V129H233ZM141 129H143V130L140 131ZM173 129H175V128H173ZM181 129H182L183 131H185L184 134H185L187 137H186L183 133H182V135H184V136L180 135V134H181ZM192 129H194V130L192 131ZM196 129H197V128H196ZM211 129H212V130H211ZM221 129H222V130H221ZM238 129H239V130H238ZM205 130L207 131V129H205ZM224 130H225V131L227 130V132H225ZM183 131H182V132H183ZM200 131H201V133H200ZM202 131H203V132H202ZM209 131H207V134H209V133H208ZM215 131H216V132H215ZM223 131H224L225 133H224ZM238 131H239V134H237ZM213 132H214L215 134H214ZM222 132H223V133H222ZM128 133H129V132H128ZM202 133H203V134H202ZM188 134H189V136H188ZM201 134H202V135H201ZM221 134H222V135H221ZM224 134H225V135H224ZM235 134H236V135H235ZM240 134H241V135H240ZM124 135H125V134H124ZM194 135H196V136H198V137H196V136H194ZM203 135H204V136H203ZM223 135H224L226 138H227V137H228V138L231 137V138H229V139H232V138L234 139V140L232 139V142H231V140H229V139L226 140V138L223 137L227 142L229 141V143H231V145L228 143L229 148H228V145H225L227 142H225L224 140L222 141V140L219 139V138L223 139L222 137H219V136H223ZM180 136H181V137H180ZM202 136H203V137H202ZM215 136H216V138H214ZM262 136H263V137H262ZM256 137H259L260 139H257ZM255 138L257 139V140H255L256 143H254L255 141L253 140V139H255ZM193 139H192V140H188V144H186V145H187V146H186V149L189 150V148H188L189 145H190V144H189V141H190L191 144H193L192 146L195 145V142H194V143L191 142V141H194ZM218 139H219V140H218ZM126 140H127V141H126ZM131 140H133V141L136 140L137 142H136V141H134V142H136V143H138V144L133 143V141H131ZM214 140L217 141V142H215ZM258 140H259V142H257ZM253 141H254V142H253ZM175 143H176V144H175ZM181 143H182V142H181ZM105 145H106V144H105ZM123 145H124L125 148L123 147L124 149L122 150L121 146H123ZM125 145H126V146H125ZM171 145H172L173 147L176 146V145H178V146H176V150H177V151L174 150L173 148H171V147H172ZM180 145L183 146V147H181ZM100 146H102V145H100ZM129 146H130V148H129ZM192 146H190V149H192ZM104 147L108 148V149H107L108 151H107L106 148H105V150L108 152V154H107V155H108V158H104V160H103L101 157H102V156H103V157L105 156V150H104ZM102 148H103L104 151H102ZM140 148H141V149H139V150L143 151L144 148H146V147L142 146V147H140ZM174 148H175V147H174ZM177 148H178V149H177ZM180 148H181V149H180ZM142 149H143V150H142ZM167 149H168V147H167ZM186 149H185V152H187ZM216 149H217V150H216ZM220 149H222L224 153L221 154L222 151H221ZM136 150H137V151H136ZM172 150H173V154H171V153H172ZM178 150L182 151L183 153H182V152L179 153ZM193 150H194V147H193ZM214 150H216V151L219 150V151H220L219 153L216 152V154H219V155L221 154L220 157H219L218 155H216L215 153H213ZM149 151H150V152H149ZM159 151H161V152H159ZM162 151H163L164 153H163ZM165 151L170 152V156H172V155H176V157H175V156H174V157L172 156V158L170 159L169 153L166 152V155H165ZM211 151H212V154H211V155H213L212 157H211V155H210ZM225 151H228V152H225ZM107 152H106V153H107ZM144 152H143V153H144ZM174 152H176V154H175ZM188 152H189V151H188ZM136 153H135V154H136ZM141 153H142V152H141ZM141 153H140V151H139L138 154L141 155ZM191 153H192V154H191ZM249 153H250V154H253V155H251V156H253V157H254V153H255L256 156H255L254 158L251 157V159H249V157H248V154H249ZM122 154H123V155H122ZM128 154H130V156L133 155L132 158L129 157V156H127ZM179 154H181V155H179ZM214 154H215V156H214ZM250 154H249V156H250ZM93 155H92V156H93ZM101 155H102V156H101ZM136 155H137V154H136ZM167 155L169 156V161H167V160H168V156H167ZM192 155H195V156H196L195 159H194V156H192ZM222 155H223V156H222ZM224 155H225V156H224ZM92 156H91V157H92ZM216 156H217V157H216ZM105 157H107V156H105ZM166 157H167V158H166ZM197 157H200V158H198L199 161H198V159H196ZM215 157H216V158H215ZM218 157H219V158H218ZM223 157H224V158H223ZM247 157H248V159H247ZM109 158H111L110 160H112L113 162H114V160H115V162H116V163H115V166L113 165L114 163H111V162H110L109 164H107V165H110V167L104 165V164L108 161ZM184 158H185V160H184ZM186 158H187V159H186ZM201 158H202V159H201ZM203 158H204V159H203ZM209 158H210V159H209ZM221 158H222V159H221ZM258 158H260V156H259ZM106 159H107V161L105 162ZM163 159H164V160H163ZM192 159H194V160H192ZM216 159H218V160H220V161L218 162ZM97 160H98L100 163H101L102 161L105 162V163L102 162V165H104V166H106V167L103 166L104 168L101 169L100 167H101L102 165H101L99 162H96ZM110 160H109V161H110ZM176 160H179L180 164L178 163V165H177V162H178V161H176ZM195 160H196L197 162H196ZM215 160H216V162H215ZM257 160H258V159H257ZM85 161H84V162H85ZM109 161H108V162H109ZM165 161H167V162H165ZM193 161H195L194 164H193ZM84 162H83V163H84ZM95 162H96V163H95ZM129 162H131V163H133V164H131V163L128 164ZM203 162H204V163H203ZM214 162H215L216 164H215ZM238 162H239V163H238ZM242 162L244 163V165H243ZM81 163H82V162H81ZM97 163H98V164H97ZM217 163H218V164H217ZM235 163H236V164H235ZM240 163H242V166H241ZM117 164H119V165H118L119 170H118V168H116ZM174 164H175V165H174ZM207 164H208V165H207ZM209 164H210V166H212V168L209 166ZM232 164H233V165H232ZM237 164H238V165H237ZM76 165H77V163L75 164V167H76ZM78 165H79V164H78ZM82 165H83V164H82ZM85 165H84V166H85ZM95 165L97 166V168L100 166V167H99V168H100V171H99L100 173L97 171V170H98L97 168L95 169V167H96ZM111 165H112V169H113V166H114V168H116V170H118V173H116L117 171H116V172L114 171L115 169H114V170L111 169ZM120 165H121V166H120ZM128 165H131V166H128ZM180 165L182 166L183 169L180 167ZM188 165L186 166L187 169L189 168ZM201 165H202V167H201ZM203 165H204V167H203ZM213 165H214V167H213ZM215 165H216V166H215ZM235 165H237V166H235ZM94 166H95V167H94ZM119 166H120V167H119ZM122 166H123V167H122ZM176 166H177L179 169L176 168V169H177V170H176V169H175ZM194 166H197V164H195ZM238 166H241L242 168H241V167H238ZM243 166H244V167H243ZM93 167H94V168H93ZM108 167H109L110 169H109ZM200 167H201V168H200ZM209 167H210V168H209ZM120 168H122V169L120 170ZM132 168H134V169H132ZM169 168H170V169H169ZM236 168H237V169H236ZM239 168H241V169H239ZM90 169L92 170V173H91V170H90ZM94 169H95V170H94ZM131 169H132V170H131ZM168 169H169L171 172H170ZM184 169H185V170H184ZM199 169H201V171H200L201 173L199 172ZM202 169H203V170L206 169V170H204L205 172H203ZM210 169H211V170H210ZM235 169H236L237 171H236ZM238 169H239V171H238ZM78 170H79L80 172H82L83 174L80 173ZM88 170H89V171H88ZM158 170H159V169H158ZM167 170H168V172H170V174L172 175V177H171L170 174L167 175V173H168ZM173 170H175L176 172L179 171L178 174L174 175V178H175V176L178 175L181 179H185V181L182 180L181 182H178V181L181 180V179H179L178 176L176 177L178 180H177L176 178L173 179V174L176 173V172L173 171ZM182 170H183V173H181V176H180L179 173H180ZM193 170H194V171H193ZM208 170H209V172L212 171V172H211L212 174L209 173ZM73 171H74V172H73ZM76 171H77V173L79 172L80 174L77 175V174H76ZM87 171H88V172H87ZM94 171H96V173L98 172V174H97L98 176L96 177L97 180L94 179V177L96 176V173H94ZM184 171H185V173H184ZM195 171H198L199 173H198V172L196 173ZM206 171H207V172H206ZM234 171H235V172H234ZM47 172H49V174H47ZM105 172H106V175H105ZM112 172H113V173H112ZM61 173H62V174H61ZM74 173H75V174H74ZM172 173H173V174H172ZM193 173H196L197 175L201 174V175H202V178H203V177H205V178L207 177L205 174H211V175H209L210 178H209V176H208V179H205V178H204L205 180H203V179H201V176H200V175L197 177L196 174H195V176L198 178L197 180H195L196 177L194 176ZM214 173H215V174H214ZM66 174H68V175H66ZM81 174H82V175H81ZM183 174H185V176L187 175V177L189 176V177H188L189 180L186 181L187 178H185V177L183 176ZM203 174H204L205 176H204ZM213 174H214V175H213ZM49 175H50V176H49ZM80 175H81V176H80ZM93 175H94V176H93ZM103 175H105V176L103 177ZM212 175H213V176H212ZM240 175H238V176L240 177ZM48 176H49L50 178H53V180L50 179V178H48ZM68 176H69V177H68ZM86 176H87V177H86ZM127 176H128V177H127ZM166 176H170V178H168V179H172V180H170V184H172L171 181L175 180V182H173L172 186H173V185H176V184H177L178 186H180V185H181V186L185 185V187L188 186L187 188H189V187L191 186L190 189H193V187H195V186H193V185H196L195 188H198V189H196V191H194V190L192 191V190H190V189H188L189 191H188L187 189H186V191H182V189L185 190V187H183V188L181 187V188H182L181 191H182L183 193H186V194H184V195L180 192V188H178L177 185H176V188L173 186L174 188L171 187L172 189H171L170 187H167L166 190H163V189L161 190V188L163 187V185H162V187H160L159 185H161L163 182H166V181H167ZM67 177H68V178H67ZM91 177H93V178H91ZM182 177H183V178H182ZM75 178L78 179V180L75 181ZM80 178H81V179H80ZM99 178H101V177H99ZM102 178H101V179H102ZM116 178H117V177H116ZM191 178H193V179L195 178V179H194L195 184H193V181H192L193 179H191ZM199 178H200V180H199ZM59 179H61L62 181H61V180L59 181ZM92 179H94V181H93ZM151 179H152V181H153V179H154L153 183L151 182ZM213 179H214V180H213ZM237 179H238V177H237ZM50 180H52V182H53L54 180H57V181H55V182H56L55 185H58V184H59V185H58V188H56L57 186H52V183H50V184L48 185V183H49ZM73 180H74V181H73ZM88 180H89V181H88ZM149 180H150V181H149ZM176 180H177V181H176ZM198 180H199V182H200L199 185H198ZM201 180H203V181H201ZM206 180H207V181H206ZM239 180H240V179H239ZM239 180H238V181H239ZM71 181H73L72 184H71ZM99 181H100V180H99ZM140 181H141V182H140ZM205 181H206V182H205ZM209 181H210V182H209ZM145 182H144V183H145ZM168 182H169V181H168ZM183 182H184V183H183ZM185 182H186L188 185H186ZM190 182H191V185H190ZM201 182H202V183H201ZM40 183H41V185H43V186H41V187L39 186V187H38L36 184H40ZM65 183H64V184H65ZM90 183H91V182H90ZM90 183H89V184H90ZM92 183H91V184H92ZM141 183H142V184H141ZM175 183H176V184H175ZM180 183H183V184H180ZM206 183H208V184H206ZM112 184H111V185H112ZM179 184H180V185H179ZM53 185H54V184H53ZM197 185H198L199 187H198ZM35 186H33V187H35ZM47 186H46V187H47ZM65 186H66V185H64V186L61 185V187H65ZM74 186H73V187H74ZM76 186H75V188H76ZM81 186H80V187H81ZM44 187H45V186H44ZM44 187H43V188H44ZM46 187H45V188H46ZM73 187H71V189L69 190V192H70L72 189H74ZM80 187L77 188V189L79 190ZM36 188H35V189L32 188V189H34V192H37L38 189H36ZM45 188L43 189L44 191H46ZM32 189H31V190L29 191V193H28V195H29L30 197L32 196V194H31V193H32ZM65 189H66V190H65ZM77 189H74V190L77 191ZM35 190H36V191H35ZM72 191H73V190H72ZM76 191H74L73 194H71V192H70V193L67 192L69 195L67 194L66 197H67V196H72V195L74 196L75 194L78 193V192H76ZM187 191H188V194H187ZM191 191H192V192H191ZM239 191H243V190L241 189V190H239ZM20 192H21V191H20ZM30 192H31V193H30ZM34 192H33V194H34ZM38 192H39V191H38ZM38 192H37L35 195H33V197H34V196L36 197V195L39 194ZM75 192H76V193H75ZM21 193H23V192H21ZM21 193H20V194H21ZM45 193L42 194V195H44V196L46 195V196H45V199H46L47 201L44 200V198L41 196V194L37 196V197H38V200H39V201L44 200V203L46 202V203H48V204H49L50 201H51V203H50V205H51V204L53 203V201H52L51 199H52V198L54 199V197L52 196V198L49 200V199H47V198H48V195L45 194ZM51 193H53V194H51ZM228 193H229V192H228ZM228 193H227L226 195L228 196L227 199H229V200L232 199V198H234V197L236 196V194H237V193H233V195H232V193H230L231 195L229 196ZM59 194H60V193H59ZM70 194H71V195H70ZM179 194H181V195H179ZM201 194H202V193H201ZM201 194H200V195H201ZM234 194H235V195H234ZM25 195H26V194H25ZM62 195H61V194L59 195L60 198H61L62 200H60L59 197H58L59 199H57V201H56V198H55V200H54V201L58 202L59 205H60V202H61V201L63 202V200H65V199L68 198V197L65 198L64 196L61 197ZM64 195H65V194H64ZM29 196H24L25 198H24L23 196H21V199L24 198V199H22L23 201H21V199H20V201H21V202H20V203H21V206H19V205H20V203H19V205H16V207L19 206L18 208L20 209V207L23 208V205H24V208H25V204H27V205L29 206V204L33 203V200L37 198V197H36V198L34 197V199H33V197H31V198H32V201H31V199H29ZM138 196H139L140 198H139ZM26 197H27L29 200L26 199ZM41 197H42V198H41ZM180 197H182V198H180ZM39 198H40L41 200H40ZM64 198H65V199H64ZM141 198L143 199V200H142V203H141V201H140ZM25 199H26V200H25ZM135 199H136V200H135ZM198 199H200V201H199ZM36 200H37V199H36ZM36 200H35L34 202H36ZM38 200H37V201H38ZM48 200H49V202H48ZM58 200H59V201H58ZM132 200H134V202L138 201V202H136V205H137V206L134 207L135 203L132 202ZM25 201H26V202H25ZM29 201H30L31 203H29ZM23 202H25V203H23ZM42 202H43V201H42ZM42 202H41V203H42ZM62 202H61V204H63ZM130 202H132V203H130ZM139 202H140L141 204H139ZM195 202H197L198 205H197ZM198 202H200V205H199ZM28 203H29V204H28ZM41 203H40V204H41ZM193 203H195V204H193ZM17 204H18V203H17ZM129 204H130L131 206H130ZM145 204H146V205H145ZM158 204H161L162 206H165V205H166L167 207H169L168 209H169L170 211L167 212V214H166L165 211H166V208H167V207L165 206V207L162 208V206H161V208H160V206H157ZM190 204H191V206H190ZM121 205H122V206H121ZM132 205H133V207H134L136 210H135L134 208H132ZM149 205H150L151 208H150V207L147 208V206H149ZM28 206H27V207H28ZM128 206H127V207H128ZM156 206L158 207V209L156 208ZM118 207H117V210H119ZM142 207H145V209L142 208ZM199 207H200V208H199ZM247 207H248L247 205H246V206L244 205V207H243V208H244V210H243V214H248V213H249L250 210H249ZM13 208H14V207H13ZM22 208H21V209H22ZM139 208L142 209L141 211H143V209H144L145 211L147 210V211H146L147 214H146V212L139 213V212H141ZM153 208H156V209H153ZM180 208H181V209H180ZM60 209H61V208H60ZM132 209H134V211H135L136 213H137V210H138V213H139L138 216H141L142 214L144 215V213H145V215H144V216L142 215V216L139 217V218H137L138 216L136 215V218H135V213H131V212H133ZM148 209H150V210L148 211ZM196 209H197V211H196ZM199 209H200V210H199ZM6 210H7V211H5V214H7L6 212H8V211H9L8 213H11V212H12V210H9V209H6ZM17 210H18V209H17ZM124 210H126V209H124ZM151 210H152V212H151ZM153 210H157V211L153 212ZM158 210H159V213H160V212L162 213V212L164 211V213L159 214L158 218H160V219L158 220V222H159V221H163V220H165V222H167L168 220L171 221V220L173 219L170 223H168L169 221L167 222V224H166V225H167V226H166L167 228L164 227V226H165V222H161L162 225H163V223H164L163 227H162L161 223L159 224V226L161 225V227H158V223H157V222H156V223H153V222H152V221H155V220L157 221V219H156L157 217H156V216L158 215V214H157V213H158ZM161 210H163V211H161ZM10 211H11V212H10ZM121 211H122V212H121ZM127 211H128V210H127ZM173 211H174V212H173ZM199 211H200V213H199ZM148 212H149V214H148ZM172 212L175 213V214H176L175 216H177V217H172V218L167 219V218L171 215ZM186 212L189 213V215H188L189 217L186 216V219L183 220V219L185 218ZM196 212H198V213L200 214V215L198 216V217H200V219L196 216V215H198V213H196ZM125 213H127V215H125ZM130 213H131V214H130ZM152 213H153V214H152ZM192 213H193V215H192ZM151 214H152L153 216L156 217L155 220H153V218H150V216H152ZM182 214H183V215H182ZM190 214H191L192 218H190ZM195 214H196V215H195ZM201 214H202V215H201ZM130 215H131V216H130ZM146 215H148V217H147ZM161 215L164 216L163 218L166 217L167 220H166V219H162V216H161ZM165 215H166V216H165ZM194 215H195V219H194V220H195V223H196V224H195L194 221L192 220ZM145 216H146L147 218H145ZM160 216H161V217H160ZM182 216L184 217L183 219H182ZM260 217H261V222H262V224H261V222H260L259 225L256 226V230H255V232L253 233V234H254V237H255V238H254V241H253L249 246H247V247H244V246L241 247V246H240L236 251H229V252H228V251H225V252L227 253V257H228V261H227L225 264H264V212H262V213L260 214ZM120 218H121V217H120ZM176 218H178L179 221L176 220ZM123 219H120V220H123ZM125 219H127V218H125ZM129 219H128V221H129ZM149 219H150V220H149ZM151 219H152V221H151ZM198 219H199V220H198ZM174 220H175V223L173 222ZM180 220H181V222H183V221H189V223H191V222L193 221V224H194L197 228H199V230L201 231V238H200L199 246H196V247H195V245H191V243L194 244L193 242H190V243H189L190 245H189V244L186 245L187 242L185 243L184 241H185V239H186V240L188 239V238H187L188 235L185 236V235L183 234V232H182V227H183V226H182V225H184L185 223H181ZM190 220H192V221L190 222ZM123 221H124V223H125V222H126V223L128 222L127 220H126V221L123 220ZM149 221H151V222L149 223ZM177 221L181 223V226H180V223H178ZM196 221H197V222H196ZM205 221H206V220H205ZM205 221H203V222H205ZM20 222H21V221H20ZM20 222L18 221L17 225L19 226V224H20L21 226H23L24 224L22 225ZM22 222H23V220H22ZM121 222H122V221H121ZM147 222H148L149 224H148ZM172 222H173V223H172ZM176 222H177V223H176ZM23 223H24V222H23ZM122 223H123V222H122ZM124 223H123V224H124ZM126 223H125V224H126ZM129 223H130V222H129ZM132 223L134 224L133 227H132ZM201 223H202V222H201ZM125 224H124V225H125ZM127 224H128V223H127ZM146 224H148V225H151V224H152L153 227H155V226L158 227V229H157V227H155L157 230H156V231H153V233L156 232V236H153V234H150V233L152 232V231H150V230L153 229L152 226H150L151 228H149V226H148L146 231H145V228H146V227H143V230H141L142 225H143V226H147ZM155 224H157V225H155ZM168 224H169V225L171 224L169 228H168ZM177 224H178V226L181 228V232H182V234L185 236V238H184L183 235H180L181 233L178 234V231H177V230L179 229V232H180V228L176 227ZM191 224H192V223H191ZM172 225H176V226H175L176 228H175V227H174V228L172 227V229H175V230L177 231V233H176V232H173V231L171 230V226H172ZM200 225H201V226H200ZM18 226H17V228H16V229H18V232H17V231H15V232H17V235H18V234L21 235L22 233L20 234L19 231H21L22 228H21V226H20V230H19V227H18ZM24 226H25V225H24ZM24 226H23V227H24ZM204 226H205V227H204ZM138 227H137V230H138ZM164 228H166V229H164ZM105 229L107 230V227H106ZM105 229H104L103 231H106ZM148 229H150V230H148ZM206 229L208 230V232L206 231ZM90 230H92V231H90ZM121 230H122V232L120 233ZM123 230H125V231H123ZM134 230H135V229H134ZM153 230H155V229H153ZM162 230H164V231H162ZM166 230H167V234H166ZM168 230H169V231H168ZM170 230H171V231H170ZM175 230H174V231H175ZM22 231H23V230H22ZM143 231H145L146 233L143 232ZM147 231H149V232H147ZM115 232H116V233H115ZM117 232H119L120 235H118ZM124 232H125L126 234H125ZM160 232H161V235L163 234L162 232H164L165 236L163 235V237H164V238H167V239H168L170 236H171V237H170L171 239H172V238L174 239V238H178V237H180V236H183V237H180L179 240H181V241L184 240V241H183L184 243L181 242V243L184 244V245L179 244V242H178V245H174V244H177V242H173V241H174L173 239H172V240H169V239H168V240H167V239L165 240V239H163V237L159 236V235H160ZM170 232H171V233L173 232L174 234L172 233V235H175V237L172 236V235H169ZM147 233H148V235H150V236H148L149 239H147ZM258 233H259V234H258ZM109 234H110L111 237H113V239H112V238H109ZM116 234H117V236H116ZM124 234H125V235H124ZM128 234L131 236V237H130L131 239H129L130 241L128 240L129 237H128V238L126 237ZM144 234H145L146 236H145ZM158 234H159V235H158ZM209 234H210V235H209ZM15 235H16V233H15ZM103 235H104V237H103ZM107 235H108V236H107ZM151 235H152V236H151ZM157 235L159 236L158 238H157ZM168 235H169V236H168ZM178 235H179V236H178ZM206 235H208L209 237L207 238ZM258 235H259V236H258ZM98 236H102V239H101V237H98ZM114 236H116L117 238H119V240L114 239ZM120 236H123V237H124L125 239H127V240L123 239V237L121 238ZM144 236H145V238H144ZM167 236H168V237H167ZM177 236H178V237H177ZM76 237H77V236H76ZM76 237H74V239H75ZM116 237H115V238H116ZM150 237H151V238H150ZM152 237H153V238L156 237V238L153 239ZM160 237H161V238H160ZM204 237H205V238H204ZM90 238H93V239H90ZM99 238H100V239H99ZM135 238H136V239H135ZM143 238H144V239H143ZM159 238H160V239H159ZM181 238H183V239H181ZM258 238H259L260 241H259V240H256V239H258ZM22 239H23V238H22ZM76 239L78 240V237H77ZM79 239H80V238H79ZM109 239H110V241H111V240H112V241H113V240H114V241L117 240L116 242H119V244L121 243V244H120L121 247L118 248L119 245L116 244V243L114 244L115 246H114V245L112 246V244L114 243V241L111 243V242L109 241ZM122 239H123V240H122ZM133 239H134V240H133ZM145 239H146V240H145ZM152 239H153V240H152ZM156 239H159V240H160V241L158 240L157 242H160V244H162V248H163V245H164V247H166V248H167V246H170V247L172 246V247H171L172 250L174 249L173 246H176V247H177V249H176V247H175L176 250L173 251V256H172V253H171V252H172L171 248H170V247L167 248V250L170 249V253H171L170 256H172L173 258H171V257L168 256L167 254H165V253L167 252L165 248H163V250L165 249V250H164L165 252H164L163 250H162V251L160 250V249H162V248H160L161 245H159V243H156V244L159 245V248H160L159 250H160V251L158 252V251L156 250V252H155V250H153L152 246H155V245H156V244H155ZM205 239H206V241H205ZM95 240H96V239H95ZM124 240H125V242H126V241H129V242H127V244H128V243L131 244V246H130V244H129V247H130L131 249H129L128 246H125L126 243H124ZM135 240L137 241L136 243H135ZM142 240H143V241L145 240V241H148V242H147V243H146V242H145V243H142V242H143ZM149 240H150V241L152 240V242H151L152 246H151V244L148 245V247H149V248L151 247L152 250H153V251H152L151 248H150V250L152 251V252L150 251V252H151V255H152V258H156L157 255H158V253L161 254V252H162L161 255H164L163 257L160 256V258H158V259H160L159 262H158V259H157V258H156L155 260H153V261H152L151 259L148 260V258H150L151 256H150V254H149V252H148L149 249H148L147 246L144 245V244H149V243H150ZM163 240L165 241V243H161V241L163 242ZM175 240L178 241V239H175ZM207 240H208V241H207ZM23 241H25V240L23 239ZM83 241H84V242H83ZM92 241H94V242H92ZM106 241H109V242H106ZM120 241H122V242H120ZM141 241H142V242H141ZM169 241L172 242V245H168L167 242H169ZM189 241H191V240H188V242H189ZM82 242H83V243H86V245H83ZM91 242L93 243V245H94L95 243H96V245L98 244V246L94 245V247H93V245L91 244ZM131 242L134 243V244H136V246L133 244V246H135V247H134L135 250H134V248H132L133 246H132V243H131ZM204 242H205V243H204ZM206 242H208V243H206ZM103 243H107V244H106L107 247L105 246V249H104V246H103V245H105V244H103ZM137 243H138V244H137ZM166 243H167V244H166ZM19 244L21 245L22 243L19 242ZM19 244L17 243V246H18ZM87 244H88V245H87ZM109 244H111V246H110ZM127 244H126V245H127ZM142 244H143L144 246H143ZM153 244H155V245H153ZM165 244H166V245H165ZM169 244H171V243H169ZM20 245H19V246H20ZM77 245H78V246H77ZM80 245L83 246V248H84V247H87V246H91V247L94 248V249H92V251H91V247H89V248H85L84 250L81 249L82 247L79 249ZM122 245H124V246H122ZM179 245H180V246H179ZM185 245H186V247H185L184 249H186L187 251L184 250L183 248H182V249H183L182 252H181V251H178V250H181V249H180L181 246L183 247V246H185ZM210 245H211V246H210ZM17 246H15L14 248H17ZM19 246H18V248H20ZM95 246H96L97 248H96ZM102 246H103V249H102ZM108 246H109V247H108ZM116 246H118V247H116ZM187 246H189V247H187ZM193 246H194V248H193ZM204 246H205V247H204ZM209 246H210V247H209ZM100 247H101L102 250H99ZM110 247H111V248L113 247V249L111 250ZM122 247H124V249H123ZM126 247H127L129 250H128ZM157 247H158V246H157ZM190 247H191V250H193V251H191V250L189 251ZM54 248L56 249V251H57L59 254L57 253V255H55L56 252H55V249H54ZM60 248H62V250H61ZM64 248H65V249H64ZM73 248H72V249H73ZM95 248H96V249H95ZM98 248H99V249H98ZM108 248H109L110 250H109ZM114 248H116L115 250L117 251V253H118V255H119V256L117 255V257H115L116 254H114V252L116 253V251L114 250ZM140 248H141L142 250H141ZM155 248H156V247H155ZM178 248H179V249H178ZM192 248H193V249H192ZM10 249H11V248H10ZM10 249L8 248L9 251H11ZM31 249H32V250H31ZM42 249H43V250H42ZM68 249H69L70 251H68ZM89 249H90V250H89ZM97 249H98V250H97ZM117 249H118L119 251H118ZM121 249H122V250H121ZM157 249H158V248H157ZM196 249H197L199 252H198ZM30 250H31V251H30ZM35 250H36V251H35ZM41 250H42V252L44 251L43 254H42V253H38L39 251L41 252ZM50 250H52V251H50ZM58 250H59V251H58ZM80 250H81V251H80ZM93 250H96V252L94 251V252H95V253H94L95 256L93 255ZM120 250H121V252H120ZM123 250H124V251H123ZM131 250H132V251H131ZM147 250H148V251H147ZM215 250H216V252H218V251H217V247L215 248ZM215 250H214V252H215ZM27 251H28V252L30 251L31 253L33 252V253H32L33 255L30 254V252L27 254ZM53 251H54V252H53ZM77 251H78V252H77ZM79 251H80V252H79ZM99 251H100V253H99ZM141 251H142V254L145 252V253H144L145 255L143 254L144 256L141 254ZM184 251H185V253H184ZM237 251H238V252L240 251V252L238 253ZM35 252H37V253H35ZM52 252H53V254H52ZM64 252H65V253H64ZM66 252H67V253H66ZM73 252H74V253H77L78 255H77V254H73V255H72ZM105 252H104V253H105ZM122 252H123V255H124V256L121 254ZM125 252H126V253H125ZM127 252H128V253H127ZM133 252H134V253H133ZM147 252H148V253H147ZM157 252H158V253H157ZM175 252H178V253L181 252L179 255H177L178 258L175 256V255L177 254V253L175 254ZM187 252H188V253H187ZM54 253H55V254H54ZM63 253H64V256L67 257V258H63V257H64V256H63ZM68 253H69V254L71 253V256H70ZM82 253H83V254H82ZM110 253H111V252H110ZM119 253H120V254H119ZM124 253H125V254H124ZM146 253L149 254V257H146ZM152 253H155V254H152ZM163 253H164V254H163ZM168 253H169V252H168ZM182 253L184 254L185 257L182 256V255H183ZM186 253H187V255H189V254H190V255L187 256ZM236 253H237V254H236ZM29 254H30L32 257H31ZM37 254H39V255H37ZM65 254H67L68 256H66ZM79 254H80V255H79ZM174 254H175V255H174ZM181 254H182V255H181ZM231 254H232V255H231ZM81 255H82V256H81ZM85 255H86V254H85ZM91 255H93V256H91ZM129 255H130V254H129ZM166 255H167V257H165ZM236 255H237V256H236ZM24 256H23V257H24ZM28 256H30V257H28ZM127 256H126V257H127ZM147 256H148V255H147ZM153 256H155V257H153ZM158 256H159V255H158ZM174 256H175V257H174ZM230 256H231L232 258H231ZM50 257H51V256H50ZM50 257H49V258H50ZM73 257H74V256H73ZM73 257H72V258H73ZM75 257H74V258H75ZM77 257H78V258H77ZM86 257H88V256L83 257L82 259H84L85 261H84V260H81L82 262L80 261V263H79L78 261L72 260V258H71L70 263L75 264V262H76V264H77V263H78V264H87V263H86V259H85ZM168 257H169V259H170V258H171V259H175V258H176L177 260L175 259V260H176V261H175V260H171V259H170V261H169ZM74 258H73V259H74ZM146 258H147V260H146ZM162 258H163V259H164V258H167V260H166V261L163 260L164 262H162ZM23 259H24V258H23ZM23 259H22V260H23ZM52 259H51V258L49 259V261H50L49 263H48V260H44V262H45L46 264H50V263L53 261ZM64 259H65V261H64ZM67 259H68V261H67ZM191 259H192V260H191ZM150 260H151V262H150ZM23 261H24V260H23ZM36 261H37V262H36ZM46 261H47V262H46ZM54 261H53V262H54ZM61 261H60V263H62ZM71 261H72V262H71ZM174 261H175V262H174ZM189 261H190V262H189ZM25 262H23V263L25 264ZM32 262H31V260H30L29 262L27 261V264H30V263L32 264ZM53 262H52L51 264H53ZM169 262H172V263H169ZM191 262H192V263H191ZM194 262H195V263H194ZM41 263H42V262H41ZM41 263H40V264H41ZM42 264H43V263H42ZM153 264H155V263H153Z\"/></svg>", "mask_w": 264, "mask_h": 264}]
</instances>
